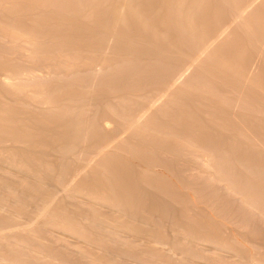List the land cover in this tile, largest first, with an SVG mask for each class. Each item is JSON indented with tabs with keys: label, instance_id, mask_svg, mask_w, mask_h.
Returning <instances> with one entry per match:
<instances>
[{
	"label": "bare ground",
	"instance_id": "6f19581e",
	"mask_svg": "<svg viewBox=\"0 0 264 264\" xmlns=\"http://www.w3.org/2000/svg\"><path fill=\"white\" fill-rule=\"evenodd\" d=\"M26 1H29V0H26ZM66 1V0H65ZM167 1V0H166ZM182 1V0H181ZM180 1V2H181ZM193 1V0H192ZM194 1H196V0H194ZM206 1V0H205ZM231 1V0H230ZM18 2V1H17ZM29 2H31V1H29ZM50 2V1H49ZM134 2H136V1H134V0H113L109 5H108V7H109V9L107 10L108 12H107V14H108V17H110L113 21H111V22H113L112 24H114V25H116V24H118L119 23V25L121 24L122 25V27H124V28H128L127 27V25H129V27L131 26V24H135V26L134 27H136V25L138 26L137 28H144V29H146V27H149L148 25H147V19H146V21H143V19L144 18H141L140 20H135V21H132V20H129L128 21V16L127 15H129V17H130V14H131V11H133V12H135V13H138L139 14V10L137 11V10H135L136 8H137V5H138V3L137 4H135ZM157 2V1H156ZM168 2V1H167ZM166 2V3H167ZM223 3H224V1H222ZM258 2V1H257ZM19 3V2H18ZM25 3V2H24ZM70 3V2H69ZM74 3V2H73ZM78 3V2H77ZM77 3H76V5H77ZM96 3H98V2H96ZM101 3H103L104 4V2H102L101 1ZM153 3H155V2H153ZM212 3V2H211ZM233 3V2H232ZM245 3V2H244ZM14 5H15V3H13ZM13 4H11L12 6H13ZM21 4V3H20ZM30 4V3H29ZM44 5H45V3H43ZM42 4V5H43ZM56 4V3H55ZM161 4V3H160ZM159 4V5H160ZM195 4V3H194ZM198 4V3H197ZM222 4V3H221ZM43 5V7H42V9L45 7L46 8V6H44ZM47 5V4H46ZM95 5H97V4H95ZM94 5V6H95ZM98 5H99V3H98ZM154 5V4H153ZM158 5V6H159ZM175 5V4H174ZM181 5V4H180ZM249 5V4H248ZM259 5V4H258ZM3 7H0V10L1 9H3V11L6 9V11L8 12V10H9V6L7 5V7L6 6H4V4L2 5ZM16 6H17V4H16ZM15 6V7H16ZM24 6V5H23ZM22 6V7H23ZM27 6V5H26ZM47 6H49L50 7V5H47ZM52 6V5H51ZM66 6V5H65ZM93 6V5H92ZM243 6V5H242ZM6 7V8H5ZM107 7V8H108ZM139 7V6H138ZM155 6H153V8H154ZM156 7H157V5H156ZM179 7V9H180V7L181 6H178ZM236 7V6H235ZM250 7V6H249ZM32 8V7H31ZM45 8H44V10H45ZM99 8V7H98ZM141 9H142V7H140ZM194 8V7H193ZM40 9H41V6H40ZM41 9V10H42ZM47 9V8H46ZM51 10L53 9V7L52 8H50ZM49 9V10H50ZM56 9V8H55ZM59 9V8H58ZM73 9V8H72ZM178 9V10H179ZM192 9V8H191ZM198 9V8H197ZM232 9V8H231ZM264 9V8H263ZM12 10L13 9H11V13H12ZM26 10V9H25ZM54 10V9H53ZM149 10V9H148ZM182 11H183V9H181ZM185 10V9H184ZM190 10V9H189ZM214 10V9H213ZM22 11V10H21ZM60 11V10H59ZM99 11V10H98ZM141 11H143V9L141 10ZM140 11V12H141ZM175 11V10H174ZM176 11H177V9H176ZM186 11V10H185ZM193 10H191V12L190 11H188L186 14H185V16H184V20H185V23L187 22V23H191L193 20H194V18L196 17L194 14H195V12L193 13L192 12ZM199 11V10H198ZM231 11V10H230ZM24 12V11H23ZM41 12V14H43V15H41L39 18H44V19H42V21H40V24L42 25V26H44L45 28L43 29V30H39V31H36L37 29H34L33 28V26H36V22L38 21L37 20V18H36V20L37 21H33L32 19H31V21L29 20V19H26V20H23V19H21V18H6V16L5 17H3V18H1L2 16H1V14H0V18L1 19H3V21L1 20V24H0V26L1 25H3V27H9L8 29H9V31H10V27H12V29L13 28H17L18 30H20L21 29V33H23V34H25V36H27V34L28 35H30L31 36V39H33V40H31V39H29L30 41H31V44L33 45V47L34 48H32V50L30 51V53L32 52V54L33 55H36L39 59H43L44 60V62L43 61H41V62H43V64L45 65L46 64V66L48 65L49 67H47L48 69L50 68V66H51V64L50 63H54V62H52L53 60L51 59V57H53L54 55H56L55 56V58L57 57V56H59V55H61V54H64L65 55V53L67 54H69V52H72L73 54H74V52L75 51H77V50H79L80 49V51H81V49H82V47H85L84 49L85 50H87L86 52H89L90 54H99L100 52H103L104 53V51H102V49H99L100 48V46H98V45H95V46H93V47H90V46H86L87 44H83V42H81V44H80V42H79V44H75L74 42L75 41H73V43L71 42L72 40H74V38H75V34H77V32H75L76 30L75 29H73L74 27H78L79 28V26H80V28H82V27H84V26H81V25H85V23H87V24H89V25H92L91 27H94L93 25H97V27L99 26V27H101V31H99L100 29H97L98 30V32H99V34L101 33L102 35H104V33H106L107 32V35H108V33H110V36L112 37H115L114 39L116 40V39H118V42H117V45H118V47H115V49H114V51L112 52V55L114 56V58L116 59V58H119V59H121V61H119V63H121V62H130L131 61V59L130 58H137L138 59V61L142 64V65H144V69L143 68H141V69H139L140 67H138V68H135V69H133V70H131V75H129V74H123V73H125V71H124V69L122 70V73H120V78H119V76L117 77H114V79H118V80H116L117 82H119L123 87V89L122 88H120V91H123V92H121V93H119L118 95H116V97L115 96H113V99H111V97H109V98H101V99H103L101 102H94V104H91L92 102H93V97H91V96H89L90 94L88 93V96L87 95H85V92H87L86 91V89H84L85 90V92H83V94L82 93H79V91L78 92H70L69 94H66V96H62V97H60L59 95H58V93H59V90H61L62 89V87L63 86H65V85H67V84H69L70 82H72V81H74L75 79H77V77H76V73L75 72H72V70H73V68H72V70L70 71V70H68L67 68L65 69L64 68V71L63 72H59L60 74H57L58 72L56 71V74L54 75V76H52L51 75V78H49L50 77V75H49V72L47 73L49 76H46L48 79H49V81L47 80V83L45 84L44 82L42 83V85L41 84H39V87L40 86H42L43 87V85H44V87H43V89H44V91H42V94H43V97H45V96H47V97H45V98H41V99H39L40 97H38V96H36L38 99H39V101L40 100H42V99H44V100H46V98H47V103L49 102V106H47V104H46V102L44 103V104H46L45 106H47L46 108L47 109H44V110H42V112H41V110L39 109V107H38V109H34V107L35 106H37L38 104H40V102H38V100H36L37 102H38V104L37 105H34V107H32V105H31V107H30V104H31V102L33 101L34 102V100L36 99V97L34 96V94L33 95H31L30 94V92H27V91H29V90H27V88L29 87V86H27L26 84L28 83V85H32V87L33 86H36V84H35V82L33 83V81L31 82V83H33V84H30V82H27L26 80V82L27 83H23L24 85H22L21 83L20 84H18L19 82H17V84H13V83H16L15 81L14 82H10L9 80L8 81H6L4 78V80H0L1 82H0V167L1 166H5V167H7V168H9L10 170H11V172H9V171H7L6 169H4V170H1V168H3V167H1L0 168V208H7V210H6V212L8 211V209H9V211L11 212V213H15V212H17V214H19V213H21V214H19V216L20 215H22L23 214V212H25L26 214H28L29 215V218H31L32 217V219L31 220H33L36 216H38L39 214V212H37V210H39V209H37V208H39L38 206H41V213H40V215L37 217V219L35 218L33 221H34V223H35V220L36 221H38V223H39V220H40V222H44V224L43 225H45V224H47V226L48 225H53V228H55L56 229V227H57V231L59 230V229H64L67 233H69V231L70 232H76V233H78L77 235L78 236H80V238L79 239H81L83 242H84V244L86 243V244H92V247H93V243L94 244H98V246L100 247V245H102L101 246V248H99V249H103L106 245L105 244H109L110 246H106V247H109V248H112V245H113V243L111 242L112 241V239L114 238L115 240L117 239L118 241H125L124 243H126V245H124V247L122 248V247H120V246H122V244L121 243H123V242H121L120 244L121 245H118L117 247L120 249H118L117 250V248H116V250H115V252L116 253H119L122 249V251H124L127 255L129 254V258H132L133 256L135 257V252H134V249L132 248V247H136L137 245L139 246V242H140V240H139V242H137L138 244H136V242H135V244L134 243H131L130 241H126V239L129 237V236H131V240H132V238H135V239H137V237L138 236H140L139 235V233H142L140 230L142 229V227H141V225H138L137 227L139 228V226H140V230L136 227V225H137V223H136V225H133V221H132V224L130 223V221L128 220V221H126L127 220V218H126V216L124 217V216H122L123 217V219L124 220H122V218H118V216H116L117 218H118V221L116 222V223H114V222H109L108 220H106L105 219V215L106 214H104V213H106L107 212V210H106V212H105V210H104V213H101L99 210V212L96 210L97 209V207L95 208V210H93V206H96L97 204L98 205H105V204H102V203H100V201H103L104 199H107V198H112L111 200H113V202H116L117 201V203H116V205L115 204H113L112 203V201L110 202V203H112V205H115V208H116V206H118L117 204H119L118 203V201H120V199L123 197L124 198V200L126 201V202H128V204H130V205H128V208L126 209V210H124L125 209V207H124V209H123V211H125V212H123V215H124V213H126L128 216L129 215H131L132 217H134V218H136V220L137 219H142V220H144V222H148L149 223V221H151V220H149V218L151 219V216H152V214H150L149 212H150V210L152 209V208H155V207H157V206H161V207H163V208H165V211L167 212V208L168 207H170V206H168V203L170 202H173V201H179L182 197V195H183V193L179 190V192L180 193H182V194H179V193H176V191H174L175 189H174V186L172 187H170V185H172L173 184V182H172V184H171V182H170V184H168V182L165 180L166 178H164L163 180H165L166 181V183L167 184H164V186L166 187V190H167V185H168V190L167 191H165V188H164V191L161 193V195L160 194H158L159 193V189H161V187L158 189V193H156V194H154V193H150L149 191L151 190L148 186L150 185V187H151V183L153 182V180H148L145 184V186H141V184H142V181L140 182V179L139 178H142V176H143V174L145 173V170H144V168L143 167H141V166H139L137 163L136 164H128V163H126L125 161H124V163L122 164L121 162L123 161L122 159L123 158H121V159H117V158H119V156H117L115 159L113 158V157H115V156H113V155H115V154H117L116 153V150H119L120 152L122 151V152H126L128 155H130V157H131V155L133 154L134 155V157H136V161H137V158H138V162L139 163H143L144 165H148V162L147 163H145V161H152V163H153V160L151 159V158H155L156 157V155H160L161 157H162V155L164 156V155H170L171 156V158H172V156H176V157H189L190 158V162H187V163H191V164H194V162L192 163V161L194 160L195 162H196V160L198 159V158H195V154L196 155H198V154H201V157H205V158H207V159H205V161L207 160V163L209 164V167H211V175H213V173H214V175H215V178H213V176H211V177H209V179H207V181H206V179H204V180H202L203 178H207L208 176H210V175H208L207 177H201V175L200 174H198L199 176H200V179L199 180H202V181H204V184H206V186H207V188H215L214 190H212V191H215V190H217L218 189V186H222L221 185V182L220 181H224V183H225V185H224V183H223V186H227V187H229L231 190H234V191H236V193H240V195L242 196V199H243V201H244V204H246V203H248V206H243V207H249V204H250V206H251V204H253L252 206V208H255L254 207V205L256 204V207L257 208H259L260 210H262L261 212H263L264 211V152H262V147L260 148L259 147V144L261 145L262 144V142L261 143H257V145L256 144H254V143H251L250 142V139L252 138H250V136H249V134L245 131V126L246 127H248V128H251L252 126H254V128H255V132L253 133V134H251V135H254V138H255V136L256 135H258L260 138H261V140L263 139L264 140V138H262V137H264V82H260V84H259V77H257V76H255V77H251V79H249L250 78V75H249V77L248 78H246V79H242V77H241V79L238 77V80H235V76H233L232 78H229L228 76H217V75H219L221 72H220V70H217V68L215 67V66H210V67H207V68H205V69H202V70H199L198 71V74L199 73H201V74H207V75H209V74H211L210 76H197V73H196V70H195V73H193L194 75L196 74V76H189V78L188 79H185V80H183L182 82H180V84L178 83V85H179V87H177L176 86V82H174V80L175 79H173L172 78V80L171 81H173V82H171V83H173V86H172V84H170L171 85V89H172V87H175V89L173 88V90H171L169 87V84L168 83H170V81L168 80V82H163V81H165L166 79L164 78V80L162 81V79H163V77H167V75H170L169 73L168 74H166V72L164 73V74H166V75H164V76H162V75H160L159 74V72L157 71V65H162V63H167L168 62V64H170L169 63V61L168 60H170L171 61V56L169 55V52H168V50L167 49H165L164 47H163V45L161 46L160 45V47H159V45H157V44H153V47L152 48H147V47H145V48H142L141 50H138V51H136V50H134V49H136L135 47H139V46H141L140 44H138L140 41H141V43H142V38H141V36H137V35H133V34H131V32H127V31H123V32H116L115 31V29L113 28V29H110L109 27V30L108 29H106L105 27H107L108 25H107V23L104 21L105 19H107L106 17H104V18H102V19H104L103 21H95V20H93V19H91V20H93V22H91V21H82V19L80 18V21L79 20H77V21H74V20H72V21H70V22H68V20H67V22L65 21V19H64V14H62V13H60V12H58V13H60V14H62V15H58L56 12H55V14H52V13H54V12H52V11H49V12H46V10L45 11H40L39 10V13ZM63 12V11H62ZM89 12V11H88ZM101 12V11H100ZM146 12H148V11H146ZM158 12V11H157ZM184 12V11H183ZM0 13H2V11L0 12ZM9 13V12H8ZM14 13H16L15 12V9H14ZM48 15H47V14ZM65 13V12H64ZM92 13H93V11H92ZM143 13V12H142ZM150 13V12H149ZM198 13V12H197ZM240 13H242V10H241V12ZM244 13V12H243ZM137 14V15H138ZM159 14V13H158ZM183 14V13H182ZM3 15V14H2ZM39 14H37V16H38ZM101 15H103L102 14V12H101ZM100 15V16H101ZM133 15V14H132ZM132 15H131V17H132ZM135 15V14H134ZM134 15H133V18H131V19H133L134 20ZM142 15H144V13L142 14ZM239 15V14H238ZM36 16V15H35ZM65 16H67L66 14H65ZM136 16V15H135ZM141 16V15H140ZM140 16H137V17H139L140 18ZM245 16V15H244ZM68 17V16H67ZM72 17V16H71ZM90 17V16H89ZM137 17H135V19L137 18ZM141 17H144V16H141ZM181 17V16H180ZM28 18V17H27ZM156 18V17H155ZM245 18V17H244ZM244 18H242V19H244ZM260 18V17H259ZM40 19V20H41ZM71 19V18H70ZM84 19H86V17L84 18ZM183 19H180L181 21H183L184 22V20ZM240 19V18H239ZM29 20V21H28ZM245 20H247V18L245 19ZM245 20H243V23L242 24H244L245 25V23H244V21ZM44 22H46V23H44ZM108 22H109V20H108ZM166 22V21H165ZM194 22V21H193ZM229 22V21H228ZM240 22V21H239ZM238 22V23H239ZM245 22H247V24H248V21H245ZM38 23V22H37ZM110 23V22H109ZM180 23V22H179ZM241 23V22H240ZM252 23V22H251ZM40 24H37V25H39V27H40ZM111 24V25H112ZM192 24V23H191ZM241 24V26L243 27V29H246L248 26H249V24H248V26H247V24H246V28L243 26ZM260 24V23H259ZM263 24V23H262ZM107 25V26H106ZM162 25V24H161ZM207 25V24H206ZM217 25H218V22H217ZM223 25H225V24H223ZM263 25H261V27H262ZM39 27H38V29H39ZM54 27V28H53ZM64 27V29H61V28H63ZM70 27H73V28H70ZM113 27V26H112ZM256 28L258 27L259 28V26H255ZM1 28V27H0ZM86 28V27H85ZM194 28H195V26H194ZM199 28V27H198ZM206 28H208V27H206ZM8 29H4V30H7V32H8ZM25 30V31H22V30ZM34 29V30H33ZM93 29V28H92ZM3 30V31H4ZM14 30V29H13ZM17 30V31H18ZM79 31L81 30V29H78ZM88 30V29H87ZM94 30V29H93ZM82 31V30H81ZM89 31V30H88ZM94 31H96V30H94ZM109 31V32H108ZM242 32V31H241ZM244 32H246V31H244ZM1 33H2V31H1ZM5 33V32H4ZM3 33V34H4ZM8 33H12V32H8ZM60 33V34H59ZM84 33V32H83ZM95 33V32H94ZM10 34H9V36H10ZM23 34H22V36L21 37H23ZM227 34H228V32H227ZM15 36H16V34H14ZM12 36V34H11V36L12 37H15V36ZM74 35V38L70 41V38H71V36H73ZM80 35V34H79ZM98 35V34H97ZM251 35V34H250ZM250 35H248V39H249V37H250V39H252L251 38V36ZM255 35H256V33H255ZM5 36H6V34H5ZM83 36V35H82ZM81 36V37H82ZM87 36V35H86ZM100 36V35H99ZM245 36V35H244ZM20 36H18V38H19ZM20 37V38H21ZM76 37H78V39L80 40V38L81 37H79V36H76ZM102 37V36H101ZM256 37V36H255ZM27 38H28V36H27ZM89 38V37H88ZM104 38H105V35H104ZM229 38V37H228ZM247 38V37H246ZM254 38V37H253ZM69 40L70 42H67L66 40ZM78 39H77V41H78ZM217 39V38H216ZM221 39V38H220ZM249 39V40H250ZM86 40V39H85ZM91 40V39H90ZM229 40V39H228ZM254 40V39H253ZM1 41V40H0ZM82 41V40H81ZM218 41V40H217ZM246 41V40H245ZM251 41V40H250ZM250 41H247V42H250ZM6 42V41H5ZM145 42H148V39H146L145 40ZM154 42H155V39H154ZM157 42V41H156ZM8 43V42H7ZM86 43H87V41H86ZM89 43V42H88ZM104 43V42H103ZM159 43V42H158ZM215 43V42H214ZM251 43V42H250ZM253 43H254V41H253ZM4 44V43H3ZM21 44H23V43H21ZM28 44V43H27ZM30 44V45H31ZM94 44V43H93ZM142 44H144V43H142ZM205 44V43H204ZM14 45V48H16L15 47V44H13ZM101 45V44H100ZM9 46V45H8ZM143 46V45H142ZM213 46H215V45H213ZM1 47V46H0ZM24 47V46H23ZM27 47H28V45H27ZM90 47V48H89ZM203 47H204V45H203ZM102 48V47H101ZM251 48V47H250ZM5 49V48H4ZM8 49V48H7ZM31 49V48H30ZM204 49V48H203ZM209 49V48H208ZM219 49V48H218ZM246 49V48H245ZM1 50V49H0ZM3 50V49H2ZM12 50V49H11ZM107 50V49H106ZM196 50V49H195ZM205 50V49H204ZM257 50V49H256ZM83 51V50H82ZM112 51V50H111ZM254 51V50H253ZM1 52V51H0ZM78 52V51H77ZM256 52V51H255ZM3 53V52H2ZM6 53V52H5ZM3 54L4 56H3V58L5 57V55L6 54ZM10 53H12V52H10ZM14 53H16V54H18L17 52H15L14 51ZM209 53V52H208ZM234 53V52H233ZM250 53V52H249ZM68 54H67V56H68ZM79 54V53H78ZM97 54H96V56H97ZM102 54V53H101ZM101 54H99L98 55V57H96V58H99V56L101 55ZM200 54V53H199ZM237 54H238V52H237ZM8 55H9V53H8ZM19 55H21V54H19ZM27 55H28V52H27ZM32 55V56H33ZM70 55H71V53H70ZM212 55V54H211ZM13 56V55H12ZM14 56H16V55H14ZM28 56H30V55H28ZM28 56H26V57H28ZM188 56V55H187ZM227 56V55H226ZM250 56V55H249ZM16 57H18V55L16 56ZM62 57V56H61ZM101 57H104V56H100V58L99 59H101L100 60V62H104V60H103V58H101ZM143 57V58H142ZM241 57V56H240ZM252 57V56H251ZM21 58V57H20ZM31 58V57H30ZM105 58V57H104ZM187 58V57H186ZM217 58H219V57H217ZM224 58V57H223ZM228 58H230V57H228ZM248 58V57H247ZM8 59H9V57H8ZM8 59H7V61H1L0 60V66L3 64V62H4V65L5 66H8L7 64H5V63H9L8 62ZM13 59H14V57H13ZM54 59V58H53ZM190 59V58H189ZM220 59V58H219ZM227 59V58H226ZM243 59V58H242ZM242 59H241V61H242ZM19 60V59H18ZM29 60V59H28ZM27 60V61H28ZM221 60V59H220ZM219 60V61H220ZM261 60V59H260ZM12 61V60H11ZM14 61V60H13ZM23 61V60H22ZM22 61H20L21 63H22ZM36 61H37V59H36ZM61 61V60H60ZM106 61H108V60H106ZM137 61V60H136ZM192 61H194V60H192ZM221 61H223V60H221ZM248 61H250V60H248ZM15 62V61H14ZM31 62H34V61H31ZM30 62V63H31ZM56 62V61H55ZM172 62V61H171ZM186 62V61H185ZM218 62V61H217ZM216 62V63H217ZM20 63V64H21ZM24 63V62H23ZM29 63V64H30ZM106 63H110V61L109 62H106ZM105 62H104V64H106ZM173 63V62H172ZM188 63V62H187ZM235 63V62H234ZM246 63V62H245ZM253 63H254V61H253ZM257 63H258V61H257ZM10 65H11V68L13 69L14 67H12L13 65L11 64V63H9ZM16 65H18V62L17 63H15ZM19 64V65H20ZM31 64H33V63H31ZM30 64V65H31ZM56 64V63H55ZM58 64V63H57ZM60 64V63H59ZM103 64V65H104ZM112 64H113V66L114 65H117L118 64V62L117 61H114V62H112ZM167 64V65H168ZM259 64V63H258ZM9 65V66H10ZM24 65V64H23ZM36 65V64H35ZM72 65V64H71ZM106 65H108L109 66V64H106ZM175 65V64H174ZM203 65V64H202ZM245 65V64H244ZM3 66V65H2ZM2 66H1V71H2ZM28 66V65H27ZM54 66V65H53ZM172 66H173V64H172ZM248 66V65H247ZM259 66V65H258ZM261 66V65H260ZM263 66V65H262ZM16 67V66H15ZM21 67V66H20ZM56 67V66H55ZM54 67V68H55ZM77 67V66H76ZM180 67V66H179ZM243 67V66H242ZM245 67V66H244ZM253 67V66H252ZM254 67H256V66H254ZM7 68V67H6ZM29 67H27V69H28ZM34 68V67H33ZM46 68V67H45ZM75 68V67H74ZM171 68V67H170ZM173 68V67H172ZM181 68H183V67H180V69ZM189 68H191V67H189ZM258 68V67H257ZM12 69H11V71H12ZM19 69H21V68H19ZM18 69V70H19ZM105 69H107V68H105ZM139 69V70H138ZM145 69H148V70H145ZM194 69V68H193ZM217 71H216V70ZM220 69V68H219ZM223 69V68H222ZM229 69V68H228ZM244 69V68H243ZM246 69V68H245ZM9 70V69H8ZM15 70V69H14ZM24 70V69H23ZM50 70V69H49ZM76 71H77V68L75 69ZM75 70H73V71H75ZM101 70V69H100ZM5 71V70H4ZM6 71H7V69H6ZM10 71V72H11ZM52 71V70H51ZM50 71V72H51ZM79 71V70H78ZM78 71H77V73H78ZM103 71H104V69H103ZM107 71V70H106ZM106 71L104 72V73H106ZM176 71V70H175ZM222 71H224V70H222ZM230 71H231V69H230ZM24 72V71H23ZM23 72H22V74H23ZM29 72H31V69H30V71ZM32 72H34L33 70H32ZM54 72V71H53ZM53 72H51L50 74H52ZM89 72V71H88ZM127 72H130V70H127ZM173 72V71H172ZM232 72V71H231ZM236 72V71H235ZM249 72V71H248ZM263 72V71H262ZM16 73V72H15ZM185 73V72H184ZM2 74V73H1ZM3 74H4V72H3ZM6 74V73H5ZM39 74V73H38ZM37 74V75H38ZM139 74H141V76H137V75H139ZM159 74V75H158ZM212 74H214V76L212 75ZM215 74H217L216 76H215ZM223 74V73H222ZM226 74H229V73H226ZM237 74V73H236ZM12 75V74H11ZM16 75V74H15ZM17 75H19V74H17ZM29 75V74H28ZM104 76H101L98 80L100 81V82H108V81H112V83L113 82H116L114 79H112V78H109V77H106L105 76V74H103ZM117 75V74H116ZM155 75H157V76H155ZM245 75H247V73L245 74ZM7 76H8V74H7ZM21 76V75H20ZM40 76V75H39ZM124 76V77H123ZM127 76H131V77H133V78H129V77H127ZM173 76V75H172ZM240 76H241V74H240ZM254 76V75H253ZM16 77V76H15ZM22 77V76H21ZM25 77V76H24ZM23 77V78H24ZM30 77V76H29ZM34 77V76H33ZM36 77V76H35ZM38 77V76H37ZM46 77H44V78H46ZM53 77V78H52ZM176 77H177V75H176ZM263 77V76H262ZM261 77V78H262ZM10 78H13V77H10ZM70 78H74V79H70ZM168 78H170L169 76H168ZM179 79H180V77H178ZM182 78V77H181ZM186 78V77H185ZM203 78H204V80H203ZM233 78H234V80H233ZM29 79V78H28ZM37 79V78H36ZM51 79V80H50ZM70 79V80H69ZM178 79V80H179ZM217 80L216 81V84H214L215 82V80ZM240 79V80H239ZM258 79V80H257ZM22 80V79H21ZM29 80H31V77H30V79ZM66 80H69V82L68 81H66ZM177 80V79H176ZM177 80V81H178ZM206 80H212L211 82L212 83H210L209 81L207 82ZM214 80V81H213ZM261 80V79H260ZM17 81V80H16ZM24 81V82H25ZM66 81V84L64 83V82ZM167 81V80H166ZM262 81H264V80H262ZM37 82H38V80H37ZM68 82V83H67ZM161 82V83H160ZM159 83V85H163V83L164 84H167L165 87L166 88H168L167 90H166V88H164L163 87V89H165L164 91H167V92H164L163 93V90H162V88H157V86L159 87V85H157ZM174 83H176V84H174ZM182 83V84H181ZM156 85V86H155ZM175 85V86H174ZM180 85H182V86H180ZM169 86V87H168ZM32 87H30V88H28V89H30V91L31 90H33V89H35L36 87H34V88H32ZM89 87V86H88ZM90 87H92L91 85H90ZM32 88V89H31ZM84 88H87V87H84ZM40 88H38V90H39ZM87 89H89V88H87ZM157 89H161V91L160 90H158L159 91V93H162V94H165V95H163V96H165V100H162L163 101V103H160V102H162L161 101V99H163L162 98V96H161V98H160V96H159V98H158V96H157V98L160 100V102L154 97V99L155 100H157V101H155V102H157L156 104H161L159 107H158V105H156V104H154V105H156L157 107L155 108L154 107V109H153V103H151L150 105H152V108H151V106L149 107V108H145V110H144V108H142V107H144V104H145V107L147 106L148 107V105H146V102H144V101H147L148 100V98H149V96H150V98H151V95L152 96H156V94L155 95H153L152 93H157V92H155ZM25 90H27V91H25ZM90 90V89H89ZM192 90H194V91H197L196 93L195 92H192ZM37 91V90H36ZM35 90H34V93L36 92ZM57 91V92H56ZM32 92V91H31ZM40 92V91H39ZM44 92V93H43ZM81 92V91H80ZM93 93V92H92ZM9 94V95H8ZM55 94H57L56 96L58 97H56V96H54ZM10 96V100H9V97L8 96ZM45 95V96H44ZM93 95V94H92ZM113 95H115V94H113ZM158 95V94H157ZM235 95V96H234ZM77 96V97H76ZM236 97V101L238 102V106H239V110H237V111H231V109L229 110L228 109V107H230V106H227L228 105V103H225L224 105H222L221 104V102H218V99L220 98V100L222 101V99L223 98H225V97ZM5 97L8 99H5ZM13 97V98H12ZM32 97V98H31ZM34 97V98H33ZM65 97V98H64ZM74 97V98H73ZM102 97V96H101ZM227 97V98H228ZM231 97V98H232ZM61 98V99H60ZM76 98V99H75ZM95 98V97H94ZM149 98V99H150ZM228 98V99H229ZM230 98V99H231ZM87 99V100H86ZM233 99V104H234V102H236V101H234V98H232ZM232 99H231V101H232ZM43 100V101H44ZM92 100V102L90 103V101ZM150 100H152L153 101V97H152V99H150ZM149 100V101H150ZM219 100V101H220ZM88 101V102H87ZM149 101H147V104H148V102ZM151 101V102H152ZM230 101V100H229ZM229 102V103H231L232 104V102ZM32 102V103H33ZM37 102H34V103H37ZM218 102V103H217ZM225 102V101H224ZM42 103V102H41ZM98 103V104H97ZM144 103V104H143ZM219 103H220V105H219ZM44 104L42 105V106H44ZM140 104H142V106L140 105ZM227 104V105H226ZM41 105V104H40ZM139 105L141 106L140 108H139ZM222 105V106H221ZM44 106V107H45ZM227 108H226V107ZM233 107H234V105H232ZM41 107V106H40ZM137 107H138V109H137ZM225 107V108H224ZM42 108V107H41ZM139 109H140V111H142L141 109H143V112L145 111L146 112V114H144V115H146V116H141V115H143V113L141 112V113H138L139 112ZM148 109H150L149 111H148ZM46 110V111H45ZM138 110V111H137ZM235 110V109H234ZM137 111V113L140 115V116H137V114L135 113ZM105 112H107L108 114H107V116H110L111 118H115L114 119V121H117L116 123H119L118 125L120 126L121 125V127L123 126H125L126 125V127H127V131L128 132H131V135H133L132 137L133 138H135V139H137V143H135V142H133V143H125V141L124 142H122V144H121V142H113V143H115V145H112L113 147L112 148H110L111 147V145L110 146H108V145H106V143H108L109 144V142H107L108 141V139H110L111 137H110V135L109 136H107V135H103L102 134V132H103V130L101 129L102 127V124H100L99 122H98V120L96 119V118H98V117H96V115L98 116L99 115V113L101 114V113H105ZM144 112V113H145ZM148 112V113H147ZM6 114V115H5ZM5 115V116H4ZM103 115V114H102ZM105 115V114H104ZM103 115V116H104ZM106 116V115H105ZM106 116V117H107ZM113 116V117H112ZM100 118V117H99ZM98 118V119H99ZM103 118V117H102ZM104 119V118H103ZM102 119V121H100V122H102L103 123V121L105 120H103ZM67 120V121H66ZM106 121H107V119H106ZM66 122L67 123H70V125L68 124H66ZM105 122V121H104ZM108 123V122H107ZM110 123V122H109ZM121 123V124H120ZM44 124V125H43ZM49 124V127L47 126ZM46 125V126H45ZM116 126H117V124H115ZM103 126H105V125H103ZM119 126H117L118 128H119ZM122 127V128H123ZM103 128H105V127H103ZM122 128H119V129H122ZM109 129V128H108ZM124 129V128H123ZM105 131H106V128L104 129ZM254 130V129H253ZM108 131V130H107ZM107 131H106V133H107ZM252 131V130H251ZM125 132V131H124ZM112 133V132H111ZM251 133V132H250ZM114 135H116V134H114ZM135 136V137H134ZM258 136H256V137H258ZM115 137V136H114ZM127 137V136H126ZM108 138V139H107ZM117 138V137H116ZM119 138V137H118ZM254 138H253V140H254ZM107 139V140H106ZM120 139H121V137H120ZM120 139H118L119 141H121ZM131 139V138H130ZM134 139V140H135ZM97 140H99V141H97ZM105 141L106 140V142L104 143L105 145H104V147H103V143L102 144H100L102 141ZM111 140H112V138H111ZM115 140H117V139H115ZM262 140V141H263ZM10 142L11 143V145H9L8 144V142ZM113 141H114V139H113ZM122 141H123V139H122ZM5 142V143H4ZM6 142H7V144H6ZM98 142H100L99 143V145H98ZM112 142V141H111ZM110 142V144H112ZM24 143V144H23ZM25 143H27L28 145H26L25 146ZM86 143V144H85ZM263 143H264V141H263ZM3 144H5V145H3ZM43 144H45V145H47V146H43V149H45V147H46V149L45 150H41L42 148V145ZM83 144V145H82ZM22 145H24V146H22ZM48 145H50V148H51V150L50 151H48L47 149H50L49 148V146ZM85 145H87V146H85ZM102 145V146H101ZM263 145V144H262ZM82 146H85V147H87V149L85 148V150L87 151L88 149L89 150H92V151H88L87 152V155L89 154V153H96V155L94 154V156H92L93 154H90V155H88V156H90L91 157V159L93 158L94 159V157L95 156H97L98 155V157H99V159H100V161H102L103 159L104 160H108V165H109V163H112L113 165H114V167L113 168H111L110 170H109V168H107V170L109 171V172H107V174L109 173V175H106L107 177H106V179H105V176H103V174H106V171L107 170H105V172H104V168H106L105 166H104V168L102 167V165L101 164H103V163H99L98 161L99 160H94V161H96V162H94V164L95 163H97V164H99V166L97 165H95L96 166V168H89V169H91V171L89 172V173H87L88 172V168H87V172L84 170V168H83V166L85 165H83V166H81V168H82V172H84V174H82V176L80 177V175H78V177H76V182L75 183H68L69 181H66V183H64L65 184V187L66 186H69L68 187V190H72L73 192H76V193H79V194H75V193H73L72 191H70V192H72L73 193V195H76L77 197H79V195H80V193H82L83 194V196L81 195V197H84L85 199H86V201H84V205H85V207L87 208L88 206H89V204L92 202V203H96V205H93L92 203H91V205H90V207L91 208H89L88 207V209L87 210H85L84 209V211L83 210H81L82 208H80V207H77L76 205H78V203L77 202H79L81 205H82V203H83V201H81L80 199H78V200H80V201H77V197L76 198H74V199H76V200H74L75 202H76V204L74 205V203H73V201L71 200V199H73V197H71L70 195H67L66 197L67 198H65V194L67 193H69V191L66 189H63V188H65L63 185V182L65 181V180H72L73 181V179L74 178H71V176H73V177H75V176H77V174H81V173H79V171H77V169H78V167H79V169H80V166H78V167H76V165H82L83 163V161L86 159H82L83 161L82 162H80V161H77V159L78 158H76V160H73V161H71V160H69V154H72V153H70V152H72L73 150H75V149H78V147H79V149L78 150H81L82 149ZM108 146V148H106ZM89 147V148H88ZM93 147V148H92ZM263 147H264V145H263ZM81 148V149H80ZM90 148H92V149H90ZM96 150H95V149ZM110 148V150H108V151H106V149H109ZM85 150L83 149L82 151H79L80 152V154H81V152H82V154H84V153H86L85 152ZM96 152H95V151ZM46 151V152H45ZM51 152V153H48V152ZM75 151H77V150H75ZM74 151V152H75ZM263 151H264V149H263ZM56 153V154H60L59 155V158H57L56 159V156H54V158L52 157V155H53V153ZM73 152V153H74ZM78 152V153H79ZM54 153V154H55ZM68 154V155H67ZM75 154V153H74ZM81 154V155H82ZM120 153H118V155H119ZM125 154V153H124ZM73 155V154H72ZM77 155V154H76ZM87 155L86 154H84V156H83V158L86 156L87 157ZM133 155H132V157H133ZM203 155V156H202ZM73 156H75V155H73ZM166 156H165V158H166ZM170 156H168V157H170ZM69 157V158H68ZM77 157V156H76ZM98 157H97V159H98ZM131 157V158H132ZM176 157H174V159H175V162H176ZM204 157H203V159H204ZM75 158V157H74ZM79 158H81V156L79 157ZM160 158V157H159ZM159 158H157V160L156 159H154V160H156V162L158 161V159ZM163 158V157H162ZM171 158H166V160L168 159L169 161L171 160ZM88 159H89V157H88ZM88 159H87V161H88ZM96 159V158H95ZM117 159V160H116ZM173 159V158H172ZM185 159V158H184ZM196 159V160H195ZM103 160V161H104ZM133 160V159H132ZM135 160V159H134ZM161 160V159H160ZM181 160V159H180ZM179 160V161H180ZM74 161L75 162H79V164H77V163H74ZM92 161V160H91ZM106 161H104L105 163H106ZM112 161V162H111ZM149 161V162H150ZM163 161V160H162ZM174 161V160H173ZM177 161H178V158H177ZM183 161V160H182ZM197 161H199V159L197 160ZM129 162V161H128ZM155 162V163H156ZM175 162H172V161H170L169 163L167 162V164H164V163H162V164H159V163H161V161H159V163H157V165L159 164V165H162L161 167H163V165H168V164H170V163H172L171 165H174L175 164V167L176 166H179V167H177L178 169H180V165H178V163H175ZM186 162L184 161L183 163L180 161V163H181V165L182 164H186ZM82 163V164H81ZM84 163H86L87 164V162H84ZM89 163V162H88ZM90 163H92V162H90ZM130 163V162H129ZM154 163V164H155ZM200 163V162H199ZM93 164V165H94ZM112 164H110V166H112ZM142 164V165H143ZM153 164V165H154ZM196 164V163H195ZM90 165H92V164H89V166H87V167H90ZM92 165V166H93ZM103 165H105V164H103ZM149 165H151V163H149ZM156 165V164H155ZM154 165V166H155ZM203 165V164H202ZM91 166V167H92ZM109 166V167H110ZM170 166V165H169ZM186 166V165H185ZM192 166V165H191ZM195 166H197V165H195ZM198 166H200L199 164H198ZM198 166L196 167V168H198ZM203 166H205V165H203ZM202 166V168H204ZM14 167V168H13ZM100 167H102V170L100 171ZM108 167V166H107ZM165 167H167V166H165ZM171 167V166H170ZM173 167V166H172ZM193 167V166H192ZM206 168H207V166H205ZM208 167V168H209ZM15 168H17V170L15 169ZM100 168V169H99ZM200 168V167H199ZM198 168V169H199ZM207 168V169H208ZM8 169V170H9ZM78 169V170H79ZM113 169V170H112ZM118 170V172L117 173H119V170H120V173H119V176H120V174H122L120 177H119V179H117V177H115L116 179L114 180V185H117V186H119L118 184H121V181L123 182V184H121L120 185V187H122V185L123 186H129V184H132L133 185V187H135V184H136V187L137 186H139V187H137V189L136 188H134V189H136V190H133L132 189V191H130L131 189H129L128 187V189L126 190L125 189V191H123L122 193H120L121 191H119V193H118V191H116L115 189H113V188H111V183H112V181L110 182V179H112V178H110L113 174L112 173H114V171L115 170ZM146 169V168H145ZM170 169V168H169ZM172 169H174V168H172ZM176 169V168H175ZM186 169V168H185ZM184 169V170H185ZM12 170H16L17 171V173L18 172H20V174L21 175H24V176H26V177H29L28 179L26 178V179H24V178H22V176H21V178H20V174H18L19 176H17L16 175V177H15V171H14V175H13V171ZM38 170H40L41 172H43V174L41 173V176L40 175H37L36 173H38ZM123 170V171H122ZM168 170V169H167ZM188 170V169H187ZM196 170V169H195ZM204 171V169H201V171ZM209 170V171H210ZM37 171V172H36ZM80 171H81V169H80ZM111 171H113V172H111ZM194 171V170H193ZM192 171V172H193ZM197 171V170H196ZM202 171V172H203ZM206 171H208V170H206ZM148 172V171H147ZM150 172V171H149ZM148 172V173H149ZM177 172V171H176ZM175 172V173H176ZM179 172H181V171H179ZM179 172H177V173H179ZM200 172V171H199ZM201 172V173H202ZM16 173V174H17ZM116 173V172H115ZM156 173H158V172H156ZM155 173V174H156ZM197 173V172H196ZM196 173H193V174H196ZM204 173H205V171H204ZM208 173V172H207ZM11 174V175H10ZM145 174H147V173H145ZM150 174V173H149ZM154 173H152V175H155ZM161 174V173H160ZM180 174V173H179ZM193 174H192V176H193ZM12 175H13V177H12ZM115 175H117L118 176V174H115ZM114 175V176H115ZM142 175V176H141ZM148 175V174H147ZM163 175V174H162ZM174 175V174H173ZM177 175V174H176ZM186 175V174H185ZM197 175V174H196ZM205 175H206V173H205ZM110 176V177H109ZM141 176V177H140ZM157 176V175H156ZM165 176H167V175H165ZM179 177H181L182 178V176H183V174L180 176V175H178ZM202 176H203V173H202ZM38 177H41V179L40 178H38ZM103 177V178H102ZM109 177V178H108ZM145 177H147V176H145ZM175 177V176H174ZM183 177H185V176H183ZM40 179V181L39 182H42V183H44V185L46 186L47 185V188H48V186H52L53 188L54 187H57L58 186V188H62V186H63V188L61 189V190H59V191H61V193H62V190L65 192H63L62 194L63 195H61V197L60 196H58V195H60V194H58L57 192H59L58 190H56L57 188H55V190H56V193H55V190H54V193L55 194H53L52 192H53V190H52V192H51V190H49V189H47V188H44L43 186V184H41L42 186H40V184H35L36 182H38V181H36L35 182V180H33V179ZM66 178H68V179H66ZM70 178V179H69ZM114 178V177H113ZM159 178V177H158ZM158 178H157V180H158ZM186 178V177H185ZM30 179H32L33 181V183L31 182V180ZM180 179V178H179ZM178 179V180H179ZM183 179V178H182ZM181 179V180H182ZM189 179V178H188ZM198 179H196V180H198ZM210 179H212V181L215 183V181L217 180L218 181V186L216 185L215 186V184L214 183H211L212 181L210 180ZM75 180V179H74ZM119 181V183H118V181ZM169 180V179H168ZM190 180V179H189ZM188 180V181H189ZM195 180V181H196ZM208 180H210V181H208ZM215 180V181H214ZM72 181H70V182H72ZM115 181H117V184H116V182ZM152 181V182H151ZM164 181V182H165ZM187 181V182H188ZM201 181V182H202ZM151 182V183H150ZM154 182H156V180L154 181ZM180 182V181H179ZM187 182H185V183H187ZM191 182V181H190ZM189 182V183H190ZM193 182V181H192ZM191 182V183H192ZM197 182V181H196ZM219 182H220V184H219ZM124 183H127L128 185H125ZM150 183V184H149ZM182 183V182H181ZM191 183H190V185H191ZM139 184V185H138ZM147 184H148V186H147ZM176 184V183H175ZM196 184V183H195ZM197 184H198V182H197ZM202 184H203V182H202ZM203 184V185H204ZM226 184H228V185H226ZM59 185H60V187H59ZM113 184H112V187L114 186ZM142 185H144V183L142 184ZM157 185H158V181H157ZM163 185V184H162ZM161 185V186H162ZM174 185V184H173ZM183 185V184H182ZM187 185V187H188V185L189 184H186ZM194 185V184H193ZM19 186H21V188L19 187ZM154 186H156V185H154ZM153 186V187H154ZM163 186V187H164ZM205 186V187H206ZM158 187V186H157ZM175 187H176V185H175ZM201 187H204V186H201ZM205 187H204V189H205ZM5 188V189H4ZM24 188H26V189H24ZM67 188V187H66ZM116 188V187H115ZM125 188V187H124ZM124 188H123V190H124ZM148 188L150 189V190H148ZM152 188V187H151ZM155 188V187H154ZM153 188V189H154ZM179 188V187H178ZM192 188V187H191ZM222 188H224V187H222ZM229 188H226V189H228L229 190ZM21 189H22V191H21ZM23 189L24 190H26V192H24L23 191ZM108 189L110 190V191H108ZM117 189V188H116ZM185 189V188H184ZM183 189V190H184ZM197 189V188H196ZM5 190H7V192L5 193ZM111 190H112V192H111ZM118 190H120V189H118ZM220 190H221V188H220ZM219 190V191H220ZM227 190V191H228ZM68 191V192H67ZM114 191V192H113ZM116 191V192H115ZM152 191V190H151ZM155 191H157V190H155ZM223 191H224V189H223ZM2 192H4L3 194H2ZM154 192V191H153ZM165 192V193H164ZM177 192H178V189H177ZM189 192V191H188ZM197 192H198V190H197ZM205 192V191H204ZM207 192V191H206ZM205 192V193H206ZM218 192V191H217ZM217 192H214V193H216L217 194ZM225 192V191H224ZM229 192V194L231 193L230 191H228ZM114 193V194H113ZM116 193V194H115ZM193 193V192H192ZM196 193V192H195ZM205 193L203 194L204 196H205ZM211 192H209L207 195H209ZM232 193H234V192H232ZM56 194H58L57 195V199H56ZM121 195L122 197L121 198H118L117 197V195ZM188 194V193H187ZM218 194H219V192H218ZM221 194V193H220ZM223 194V193H222ZM225 194L226 193H224V195L223 196H225ZM228 194V193H227ZM55 195V196H54ZM118 195V196H119ZM186 195V194H185ZM189 195V194H188ZM194 196L196 195V194H193ZM197 195H199V194H197ZM203 195H201V196H203ZM212 195H213V193H212ZM233 195H235V194H232V196ZM237 195V194H236ZM239 195V194H238ZM238 195L236 196V198L238 197ZM13 196V197H12ZM16 196V197H15ZM69 196H70V199H68L69 198ZM184 196V195H183ZM216 196V195H215ZM215 196H211L212 198H216ZM217 196H219V195H217ZM222 196V195H221ZM228 196V195H227ZM187 197V196H186ZM207 197V196H206ZM210 196H208V198H209ZM220 197V196H219ZM219 197H218V199H219ZM234 197V196H233ZM232 197V198H233ZM122 198V199H123ZM143 199V202H142V204L139 202V204H141V206H139L138 204H136V202H138L139 201V199ZM188 198V197H187ZM205 198V197H204ZM203 198V199H204ZM223 198V197H222ZM226 198V197H225ZM235 198V197H234ZM13 199H15V200H13ZM83 199V198H82ZM109 199V200H110ZM141 199V200H142ZM184 199V198H183ZM190 199V198H189ZM227 199V198H226ZM225 199V200H226ZM238 199V198H237ZM70 200L72 201V203H73V205L70 203ZM84 200V199H83ZM120 201V202H122V204H124L125 203V201ZM138 200V201H137ZM223 200V199H222ZM229 200V199H228ZM240 200V199H239ZM239 200H237V202L239 201ZM37 201H39L40 202V204L42 203V205H39L38 204V202ZM88 201H90V202H88ZM185 201H186V199H185ZM209 201H210V199H209ZM211 201H212V199H211ZM217 201V200H216ZM215 201V202H216ZM242 201V202H243ZM35 202H37V203H35ZM88 203V204H86V203ZM184 202V201H183ZM187 202H188V200H187ZM187 202H185V203H187ZM236 202V200L234 201V205L236 204L235 203ZM241 202V200H240V204L241 205H244L243 203ZM33 203H35V204H38V205H35V206H37V208H35V209H37L36 211H34V210H32L33 208L30 206L29 207V211H30V209H31V211L34 213V215H31L32 213H31V211L30 212H28V208H25L24 207V205L25 204H31L33 207H35L34 205H33ZM132 203H135L137 206H134L133 207V204ZM214 203V202H213ZM230 203H231V201H230ZM229 203V204H230ZM233 203V202H232ZM80 204H79V206H80ZM171 204H174V203H171ZM177 204V203H176ZM182 204H184V203H182ZM182 204H181V206H182ZM204 204V203H203ZM202 204V205H203ZM227 204H228V202H227ZM226 204V205H227ZM238 204H239V202H238ZM237 204V205H238ZM239 204V205H240ZM22 205H23V207H22ZM87 205V206H86ZM111 205V204H110ZM178 205H180V204H178ZM220 205V204H219ZM225 205V204H224ZM231 205V204H230ZM233 205V204H232ZM231 205V206H232ZM72 206V207H71ZM76 206V207H75ZM123 206H126V205H123ZM139 206V207H138ZM173 206V205H172ZM175 206V205H174ZM184 206H185V204H184ZM187 206V205H186ZM189 206V205H188ZM187 206V207H188ZM195 206V205H194ZM206 206V205H205ZM221 206V205H220ZM230 206V207H231ZM260 206V207H259ZM27 207V206H26ZM75 207V208H74ZM113 207V206H112ZM137 207V208H136ZM190 207H192V204H191V206ZM189 207V208H190ZM202 207V206H201ZM212 207V206H211ZM222 207V206H221ZM225 207V206H224ZM227 207V206H226ZM242 207V206H241ZM242 207V208H243ZM172 208V207H171ZM193 209H194V207H192ZM195 208H196V210H197V207L195 206ZM203 208V207H202ZM227 208H229V206L227 207ZM242 208H239V210L240 209H242ZM257 208H255V210H253V212L254 211H256L257 210ZM5 209H4V213H6L5 212ZM25 209V210H24ZM100 210H101V208H99ZM104 209V208H103ZM117 210H118V208H116ZM173 209V208H172ZM184 209H186V207H184ZM212 209V208H211ZM221 209V208H220ZM226 209V208H225ZM224 209V210H225ZM249 209H250V207H249ZM249 209H248V211H249ZM259 209H258V211H259ZM2 210V209H1ZM27 210V211H26ZM121 210H122V208H121ZM171 209H169V211H170ZM173 210H175V209H173ZM195 210V209H194ZM199 210V209H198ZM214 210V209H213ZM218 210H219V208H218ZM223 210V209H222ZM89 211V212H88ZM118 211H120V207H119V210ZM159 211V210H158ZM161 211H163V210H161ZM176 211V210H175ZM174 211V212H175ZM182 211V212H181ZM181 211H179V214H182L183 212H184V214L186 215V211H184V210H181ZM187 211H189L188 209H187ZM207 211V210H206ZM231 211V210H230ZM235 211V210H234ZM238 211V210H237ZM236 211V212H237ZM258 211H257V213H258ZM103 212V211H102ZM110 212V211H109ZM121 212V211H120ZM173 212V213H174ZM177 212V211H176ZM181 212V213H180ZM191 212H192V210H191ZM191 212H189V213H191ZM197 212V211H196ZM196 212H194V213H196ZM199 212V211H198ZM197 212V213H198ZM226 212H228L227 210H226ZM226 212L224 211V213L226 214ZM240 212V211H239ZM252 212V213H253ZM0 213H1V211H0ZM4 213H1L0 214V220L2 219V220H4L5 219V217H4ZM9 213V212H8ZM29 213H31V214H29ZM108 213V212H107ZM114 212H112V215H114L113 214ZM116 213V212H115ZM155 213H156V211H155ZM168 213H170V212H167V214ZM209 213V212H208ZM249 213H251V212H249ZM10 214V213H9ZM8 214V215H9ZM37 214V215H36ZM104 214V215H103ZM122 214V213H121ZM161 214V213H160ZM166 214V213H165ZM188 214V213H187ZM193 214V213H192ZM231 214V216H233L232 214L233 213H230ZM240 214H241V216H242V213L240 212ZM239 213H238V215H240ZM244 214V213H243ZM254 214V213H253ZM264 214V213H263ZM1 215H3V217H1ZM7 215V213H6V219L7 218H9V216ZM11 215V214H10ZM14 215V214H13ZM24 215V216H23ZM22 216H23V220H27V219H29V218H26V219H24L25 218V214H23ZM36 215V216H35ZM109 214H107V216H108ZM111 215V214H110ZM110 216V217H113V216ZM119 215V214H118ZM169 215V214H168ZM167 215V216H168ZM184 215V216H185ZM189 215V214H188ZM197 215H199V213L198 214H196L195 216H193V217H195V218H197L198 219V217H196ZM206 215V214H205ZM210 215V214H209ZM208 215V216H209ZM215 215V214H214ZM246 215H248V214H246ZM259 215V214H258ZM257 215V216H258ZM16 216V215H15ZM22 216H21V218H22ZM34 216V217H33ZM114 216V217H115ZM166 216V215H165ZM182 216V215H181ZM217 216V215H216ZM227 216V215H226ZM230 216V215H229ZM236 216V215H235ZM251 216V215H250ZM249 215H248V217H250ZM252 216H254V215H252ZM260 216V218H261V216L262 217H264L263 215H262V213L259 215ZM258 216V217H259ZM26 217H27V215H26ZM115 217V219H117ZM131 217V218H132ZM157 217V216H156ZM155 217V218H156ZM171 217V216H170ZM186 217V216H185ZM200 217V216H199ZM224 218H225V216H223ZM243 217V216H242ZM247 217V216H246ZM255 217V216H254ZM16 218V217H15ZM14 218V219H15ZM19 218V217H18ZM129 218H130V216H129ZM153 218V217H152ZM153 219V220H155L156 221V219ZM159 218V217H158ZM163 218V217H162ZM184 218V217H183ZM192 218V217H191ZM191 218H189V219H191ZM195 218H193V219H195ZM222 218V217H221ZM223 218V219H224ZM13 219V221H15L16 222V220H14ZM120 219V220H119ZM126 219V220H125ZM133 219V218H132ZM169 219V218H168ZM185 219V218H184ZM201 219V218H200ZM211 219V218H210ZM229 219H231L230 217H229ZM229 219H227V220H229ZM237 219H240L239 217L237 218ZM246 219V218H245ZM252 219H253V217H252ZM0 221V223L1 222H3V221ZM9 222L12 220V219H7ZM23 220H20V222L21 221H23ZM83 220V221H82ZM134 220V219H133ZM141 220V221H142ZM152 220V221H153ZM241 220V219H240ZM255 220V219H254ZM259 220V219H258ZM8 221H4V223L6 222V224H4L5 226L7 225V223H8ZM17 221H19L18 219H17ZM99 221V222H98ZM151 221V222H152ZM174 220H172V222H173ZM195 221V220H194ZM197 221V220H196ZM199 221V220H198ZM198 221H197V223H198ZM210 221V220H209ZM225 221V220H224ZM234 221V220H233ZM247 221V220H246ZM263 221V220H262ZM262 221H260V222H262ZM12 222V221H11ZM26 222V221H25ZM28 222L29 223H31V224H33V222L32 221H30V219L25 223L26 225L28 224ZM140 222V221H139ZM202 222V221H201ZM239 222V221H238ZM255 222V221H254ZM254 222L252 223L253 225H254ZM259 222V221H258ZM17 223V222H16ZM21 223H24V221L23 222H21ZM20 223V224H21ZM97 223H99L100 224V226L102 225V227H101V229L99 228V225H97ZM143 223V222H142ZM148 223H145V224H148ZM165 223V222H164ZM174 223V222H173ZM200 223V222H199ZM212 223V222H211ZM237 223V222H236ZM240 223H242V222H240ZM3 224L1 223L0 225H2L3 226ZM11 224V223H10ZM19 224V223H18ZM19 224V225H20ZM30 224V225H31ZM41 224V223H40ZM154 224H156V222L154 223ZM158 224V223H157ZM172 224V223H171ZM170 223H169V226L168 227H172V226H174V225H171ZM175 224V223H174ZM178 223H176V225H177ZM235 224V223H234ZM238 224V223H237ZM236 224V225H237ZM256 224V223H255ZM30 225H28V226H25L24 225V228L25 227H28V228H30V230H32L33 232L35 231V229L38 227H36V224H34L32 227L30 226ZM52 225L49 227V228H51L52 227ZM103 225L105 226V227H107V228H103ZM150 225H151V223H150ZM171 225V226H170ZM179 225V224H178ZM182 225V224H181ZM183 225H184V223H183ZM194 225H196V224H194ZM225 225V224H224ZM240 225V224H239ZM242 225V224H241ZM257 225H258V223H257ZM257 225H255V226H253L254 227V229L256 228V226ZM2 226H0V227H2ZM16 226V225H15ZM18 226V225H17ZM21 226V228H22V230L24 231V233L26 232V230L28 231L29 229H24L23 228V224L22 225H20ZM19 226V227H20ZM42 226V225H41ZM54 226H56V227H54ZM146 228H147V225H144ZM144 226H143V228H144ZM161 226V225H160ZM159 226V227H160ZM163 226L164 225H162L161 227H162V230L164 229V228H166V226L163 228ZM199 227H201L200 225H198ZM198 226L197 227H195V228H198ZM226 226V225H225ZM224 226V227H225ZM231 226H232V224H231ZM245 226H247V225H245ZM252 226V225H251ZM4 227V226H3ZM8 227V226H7ZM19 227H18V229H19ZM35 227V228H34ZM43 227V226H42ZM109 227V228H108ZM151 227H152V225H151ZM156 227V226H155ZM178 227V226H177ZM187 227V226H186ZM185 227V228H186ZM230 227V226H229ZM244 227V226H243ZM259 227V226H258ZM59 228V229H58ZM103 228V229H102ZM146 228H144V229H146ZM170 228H169V231H171L170 230ZM182 228H183V226H182ZM182 228H181V230H182ZM191 228V232H192V230H194L195 228L192 226V227H190ZM194 228V229H193ZM248 228V227H247ZM1 229V228H0ZM4 229V228H3ZM8 229V228H7ZM10 229V228H9ZM43 229V228H42ZM41 229V230H42ZM52 229V228H51ZM50 229V230H51ZM100 229V230H99ZM109 229H111V230H109ZM144 229H142L143 231H144ZM150 229L151 228H149V229H146L145 230V232L148 230L150 233H145L143 236L145 237V239L143 238V242H144V240H146V234H147V236L149 237L150 236V238H148V239H151L152 237L153 238H155L156 239V237H157V240L158 241H160L159 242V245H160V243L162 242V241H166L167 242V237H168V235L170 234H168L167 232H161L162 234H160V232L159 231H157V230H159L157 227H156V230H155V228H153L155 231H156V233L157 232H159V234L157 233H155L154 232V230L153 229H151V231H150ZM189 230V228H186V230ZM206 229H207V231H206ZM218 229H220V228H218ZM227 229V228H226ZM237 229V228H236ZM242 229V228H241ZM244 229L246 230V228L244 227ZM252 229V228H251ZM254 229H252V230H254ZM259 229V228H258ZM21 230V229H20ZM50 230H49V232H50ZM53 230V229H52ZM106 230H108V231H106ZM167 230V229H166ZM174 230V229H173ZM176 230V229H175ZM174 230V231H175ZM181 230H179V231H181ZM184 230V229H183ZM182 230V231H183ZM196 230V229H195ZM216 230H217V227H216ZM222 230V229H221ZM229 230V229H228ZM239 230V229H238ZM252 230H250V231H252ZM23 231H19L20 233L22 232L23 233ZM39 232L40 230H39V227H38V229L36 230V232ZM43 231V230H42ZM147 231V232H148ZM154 232L153 233V235H152V233L151 232ZM179 231H176V232H178L179 233ZM225 231V230H224ZM230 231V230H229ZM240 231H242V230H240ZM254 231H257V229L256 230H254ZM253 231V232H254ZM12 232V231H11ZM14 232H17L16 230L14 231ZM29 232V231H28ZM32 232V233H33ZM63 232V231H62ZM105 232H108V234H110V236L111 237H113L112 239H111V241H110V239L109 238H111V237H109V238H105V240L106 239H108L109 241H105V242H107V243H105V242H103L104 241V238H103V240L101 239L102 237H105V236H107L108 234L107 233H105ZM188 234H190L188 231H186ZM198 232L199 233H197V232H195V234H193L194 236L196 235V234H198V236L197 237H195V238H198L199 236H204V234L206 233V232H208V227L207 226H205L204 227V225H202V227L200 228V229H198ZM201 232V233H200ZM214 232V231H213ZM217 232V231H216ZM223 232V231H222ZM226 232V231H225ZM239 232V231H238ZM244 232H246V231H244ZM1 233H2V231H1ZM5 233V232H4ZM9 233H10V231H9ZM21 233V234H22ZM35 233V232H34ZM47 233H48V231H47ZM52 233V232H51ZM103 233L104 234H106L105 236L103 235ZM167 233V234H166ZM173 232H171V234H172ZM193 233V232H192ZM212 233V232H211ZM221 232H219V234H220ZM236 233H237V230H236ZM241 233V232H240ZM252 233V232H251ZM6 234V233H5ZM11 234V233H10ZM26 234H28V233H26ZM124 234V235H123ZM164 234H166V236L164 235ZM175 234H177V233H175ZM180 234V233H179ZM183 234H184V232H183ZM200 234V235H199ZM228 234V233H227ZM231 234V233H230ZM235 234V233H234ZM242 234H244V233H242ZM249 234V233H248ZM247 234V235H248ZM253 234V233H252ZM3 235V234H2ZM14 235V234H13ZM29 235V234H28ZM28 235H27V237H28ZM35 235H36V233H35ZM38 235V234H37ZM36 235V236H37ZM41 235H42V232H41ZM46 235V234H45ZM50 235V234H49ZM52 235V234H51ZM56 235V234H55ZM55 235H53L54 237H55ZM69 235H70V233H69ZM72 235H74L73 233H72ZM103 235V236H102ZM138 235V236H137ZM155 235H157V236H155ZM193 235H191V237L193 236ZM214 235H215V232H214ZM221 235H222V233H221ZM225 235H226V233H225ZM236 235V234H235ZM238 235H240V234H238ZM246 235V234H245ZM246 235V236H247ZM250 235V234H249ZM254 235V234H253ZM260 235H261V233H260ZM263 235H264V233H263ZM262 235V236H263ZM1 236V235H0ZM16 236V235H15ZM14 236V237H15ZM25 236V235H24ZM31 236V235H30ZM40 236V234L38 235V237ZM126 237V239L125 240H123V239H120V238H122V237ZM128 236V237H127ZM152 236V237H151ZM171 236V235H170ZM189 236V235H188ZM188 236H185V237H188ZM206 236H207V234H206ZM9 237V236H8ZM42 237V236H41ZM48 237V236H47ZM57 237H58V235H57ZM61 237H63V236H61ZM75 237V236H74ZM108 237V236H107ZM141 237H142V235H141ZM215 237H220V235H218L217 236V233H216V235H215ZM214 236L212 237V238H215ZM233 237V236H232ZM242 237H245V236H242ZM2 238H4L3 236H2ZM9 238H12V236L11 237H9ZM15 238H18V237H15ZM14 238V239H15ZM50 238V237H49ZM59 238V237H58ZM140 238V237H139ZM138 238V239H139ZM172 238V237H171ZM200 239H201V237H199ZM208 238V237H207ZM226 237H221V240L222 241H225L224 239H225ZM228 238V237H227ZM250 238H252V237H250ZM6 239V238H5ZM24 239H26V238H24ZM51 239V238H50ZM57 239V238H56ZM66 239V238H65ZM65 239H63L62 238V240H64V241H66ZM114 239H113V241H114ZM120 239V240H119ZM134 239V240H135ZM141 239V238H140ZM155 239H152L151 241L153 242V240L155 241ZM175 239V238H174ZM173 239V240H174ZM178 239V238H177ZM206 239V237L204 238V240ZM215 239H217V238H215ZM234 239V238H233ZM253 239V238H252ZM258 239H260V238H258ZM262 239V238H261ZM261 239H260V241L259 242H261ZM1 240V239H0ZM20 241L21 240V238H19V239H16L15 241ZM46 240V239H45ZM61 240V239H60ZM62 240L60 241V243L59 244H61V243H63L62 242ZM77 240V239H76ZM169 243L171 242H173L171 239H170V237H169ZM176 240V239H175ZM192 240V239H191ZM209 240L210 239H208L207 241L209 242ZM213 240V239H212ZM218 240V239H217ZM221 240H220V238H219V240L218 241H220L221 242ZM230 240H232V238L230 239ZM236 240V239H235ZM264 240V239H263ZM3 240H1V242H2ZM17 242V243H20V242ZM23 241V240H22ZM25 241V240H24ZM42 241H44V240H42ZM118 241H115L114 243H116V245H117V243L119 244V242ZM157 241V242H158ZM181 241H184V240H181ZM201 241V240H200ZM228 241H229V239H228ZM227 241V242H228ZM237 241V240H236ZM251 241V240H250ZM40 242V241H39ZM66 242H68V240L66 241ZM71 242V241H70ZM78 242V241H77ZM109 242V243H108ZM142 242V243H143ZM145 242H149L150 243V241H145ZM144 242V243H145ZM157 242H155V243H157ZM166 242H163V243H166ZM178 242H180V241H178ZM185 242V241H184ZM187 242H188V239H187ZM190 242V241H189ZM192 242V241H191ZM190 242V243H191ZM211 242V241H210ZM227 242H223L224 244L226 243V245H227ZM231 242H233V241H230L229 243H230V245H231ZM238 242V241H237ZM244 242H246V241H244ZM258 242V243H259ZM3 243H4V241H3ZM6 243V242H5ZM9 243H11V242H9ZM16 243V244H17ZM46 243V242H45ZM57 243H58V241H57ZM65 243V242H64ZM73 243H74V241H73ZM73 243H72V246H74L73 245ZM103 243H104V246H103ZM142 243L140 244V246L142 245ZM143 243V245L142 246H146V244L147 243H145L144 244ZM147 244V249L146 250H148V249H150L151 248V244H154V243H151V244ZM163 243H161V244H163ZM173 243H175V242H173ZM181 243H183V242H181ZM181 243H179V244H181ZM190 243L188 244L187 243V245H190ZM215 243V242H214ZM217 243V242H216ZM236 242H233V244H235ZM238 243H240V242H238ZM248 243V242H247ZM253 243V242H252ZM264 243V242H263ZM6 244H8V243H6ZM5 244V245H6ZM16 244H14L13 245V247H16ZM66 244V243H65ZM75 245L77 244V243H74ZM81 244V243H80ZM79 244V245H80ZM84 244L82 243V245H80V246H82V247H84L83 249H86L87 247H85L84 246ZM130 244H134V246L132 245V247H131V245ZM220 244H222V243H220ZM224 244H222V247H223V245ZM249 244V243H248ZM251 244V243H250ZM260 244V243H259ZM2 245V244H1ZM21 245H23V244H21ZM38 245V244H37ZM36 245V246H37ZM66 245H68V243L66 244ZM71 245V244H70ZM69 245V246H70ZM79 245L77 246L78 248H79ZM115 245V246H116ZM149 245V246H148ZM177 245V244H176ZM203 245V244H202ZM239 244H237V246H238ZM241 245V244H240ZM239 245V246H240ZM252 246H253V244H251ZM256 245V246H255ZM10 246V245H9ZM39 246H41L40 244H39ZM97 247L98 248V246L97 245H94V247ZM155 246V245H154ZM153 246V247H154ZM172 246H173V244H172ZM178 246V245H177ZM181 246V245H180ZM179 246V247H180ZM190 246H192V245H190ZM188 247V246H186L185 245V247H188V249L189 250H186V251H188L189 253H192V251L194 250L193 248H191V247ZM215 246V245H214ZM225 246V245H224ZM228 246V245H227ZM235 246V245H234ZM234 246H232L231 247V249H233L232 251H235L236 252V254L239 252V250L240 249H238L237 247H234ZM254 246H255V250L257 251L258 249H261V247H262V249L261 250H263L264 248H263V246H260V248L259 247H257V239H256V241L254 242ZM259 246V245H258ZM3 247V246H2ZM12 247V245H11V248L10 249H12L13 248ZM28 247V246H27ZM32 247V246H31ZM29 248V249H32V248ZM35 247V246H34ZM33 247V248H34ZM68 247V246H67ZM71 247V246H70ZM74 247H76V246H74ZM81 247V248H82ZM93 247V248H94ZM103 247V248H102ZM152 247V248H153ZM165 247H167L166 246V244H165ZM219 247V246H218ZM217 247V248H218ZM226 247V246H225ZM240 247H243V246H240ZM245 247V246H244ZM0 248H1V246H0ZM5 248V247H4ZM3 248V249H4ZM19 248V247H18ZM39 248V247H38ZM47 248V247H46ZM61 248V247H60ZM65 248H66V246H65ZM89 248H91L90 246H89ZM88 248V249H89ZM108 248V249H109ZM139 248H141V249H143L144 250V248L143 247H139ZM146 248V247H145ZM151 248V249H152ZM156 248V247H155ZM168 249H169V247H167ZM171 248V247H170ZM190 248L191 249H193L191 252H190ZM221 248V247H220ZM228 248H230L229 246H228ZM235 248H237V249H235ZM2 249V248H1ZM2 249V250H3ZM35 249H36V247H35ZM107 248H105V250H106ZM107 249V250H108ZM113 249H115V247H113ZM112 249V250H113ZM137 249V248H136ZM154 249V248H153ZM152 249V250H153ZM156 249H158V247L156 248ZM164 249H166V248H164ZM174 249L176 250V248H173V251H174ZM215 249H216V246H215ZM222 249V248H221ZM254 249V248H253ZM18 249L16 248V250L15 251H17ZM33 250V249H32ZM31 250V251H32ZM40 250V249H39ZM93 250H96V248L95 249H93ZM92 250V251H93ZM106 250V252H107V254H108V252H109V250L107 251ZM112 250H110V251H112ZM133 250V251H132ZM177 250H179L178 248H177ZM204 250V249H203ZM220 250V249H219ZM224 250V249H223ZM225 250H226V248H225ZM228 250V249H227ZM244 250H245V248H244ZM5 251H7V249L5 250ZM20 251V250H19ZM18 251V253L17 252H15L16 254H20V252ZM25 251V250H24ZM36 251V250H35ZM46 251V250H45ZM56 251V250H55ZM89 251V250H88ZM104 251V250H103ZM114 251V250H113ZM112 251V252H113ZM122 251H121V253H122ZM135 251H138V250H135ZM159 251V250H158ZM157 251V252H158ZM171 251V250H170ZM172 251V252H173ZM206 251V250H205ZM217 251V250H216ZM231 251V252H232ZM238 251V252H237ZM241 251V250H240ZM254 251V250H253ZM255 251V252H256ZM10 252V251H9ZM26 252H29V251H26ZM33 252V251H32ZM40 252V251H39ZM54 252V251H53ZM52 252V253H53ZM91 252V251H90ZM89 252V253H90ZM102 252V251H101ZM123 252V253H124ZM138 252H146L145 250L144 251H138ZM148 253H149V251H147ZM155 252V251H154ZM164 252H167V251H164ZM175 252H177V251H175ZM198 252V251H197ZM196 252V250H194L193 251V253H197ZM218 252V251H217ZM235 252H233V253H235ZM242 252V254L243 255H245V253H246V255L244 256V257H246L247 256V253L249 252H247V251H245V252H243V251H241ZM254 252V253H255ZM1 253H5L4 251H1L0 252V256H1ZM13 253V252H12ZM31 253V252H30ZM44 253H46V252H44ZM43 253V254H44ZM48 253V252H47ZM86 254L88 253V252H85ZM104 253V252H103ZM125 253H124V255H125ZM168 253V252H167ZM169 253H171V252H169ZM184 253V252H183ZM187 253V252H186ZM192 253V254H193ZM205 253V252H204ZM211 253H214L213 251L211 252ZM222 253H223V251H222ZM227 253V252H226ZM240 253V252H239ZM238 253V254H239ZM254 253L252 254V255H254ZM262 253V252H261ZM6 254V253H5ZM10 254V253H9ZM9 254H7V255H9ZM14 254V253H13ZM16 254H15V256H16ZM26 254V253H25ZM25 254H24V256H25ZM29 254V253H28ZM50 254V253H49ZM72 254V253H71ZM91 254V253H90ZM110 254V253H109ZM137 254V253H136ZM150 254L152 255V252H150ZM149 254V255H150ZM157 254V253H156ZM166 254V253H165ZM180 254H182V252H180ZM207 254V253H206ZM218 254V253H217ZM221 254V253H220ZM235 254V255H236ZM237 254V255H238ZM242 254H239V255H242ZM257 254V253H256ZM7 255L5 256L6 257V259L7 260H3V262L4 261H6L7 262V264H12V260H13V258L15 257V256H13V258H12V256H8L9 258H7ZM11 255V254H10ZM21 255V254H20ZM35 255V254H34ZM34 255H32L31 256V254L29 255V256H31L32 258H33V256ZM77 255H79V254H77ZM121 255H123V254H121ZM130 255H133L132 257H130ZM154 255H155V253H154ZM161 255V254H160ZM159 254H158V256H160ZM173 255V254H172ZM178 255V254H177ZM198 255V254H197ZM201 255V254H200ZM215 255V254H214ZM223 255V254H222ZM248 255H250V254H248ZM3 257H4V255H2ZM1 256V258L3 259V257ZM37 256V255H36ZM35 256V257H36ZM38 256H41V255H38ZM59 256V255H58ZM62 256V255H61ZM91 256V255H90ZM119 256V255H118ZM118 256H116V257H118ZM137 257H135V258H139L138 256H141V254H137L136 255ZM145 256V255H144ZM156 256V255H155ZM163 256L164 255H162L161 257H162V259H164L163 258ZM202 256V255H201ZM203 256L205 257V255L203 254ZM216 256V255H215ZM221 256V255H220ZM229 256V255H228ZM5 257H4V259H5ZM11 257V258H10ZM27 257V256H26ZM63 257V256H62ZM94 257V256H93ZM107 257V256H106ZM115 257V256H114ZM115 257V258H116ZM127 257V256H126ZM142 257H143V254H142ZM165 257V256H164ZM175 257V256H174ZM181 257V256H180ZM179 257V258H180ZM198 257V256H197ZM208 257V256H207ZM223 257H225V255H223L222 256V258ZM226 257H227V255H226ZM236 257V256H235ZM249 258H250V256H248ZM258 257V256H257ZM261 257V256H260ZM17 258V257H16ZM16 258H15V260H16ZM20 258V257H19ZM32 258H30V259H32ZM44 258H46V257H44ZM48 258V257H47ZM50 258V257H49ZM53 258H55V257H53ZM94 258H96V257H94ZM98 258V257H97ZM119 258V257H118ZM117 258V259H118ZM124 258H125V256H124ZM150 258V257H149ZM152 258V257H151ZM155 258V257H154ZM168 258L170 259L171 258V256L170 257H165V259H167V260H165V261H168ZM178 258V259H179ZM238 258V257H237ZM241 258V257H240ZM242 258H243V256H242ZM247 258V257H246ZM254 258H256V257H254ZM8 259L10 260V261H8ZM26 259V258H25ZM29 259V258H28ZM27 259V260H28ZM41 259V258H40ZM57 259V258H56ZM55 259V260H56ZM64 259V258H63ZM65 259H67V258H65ZM135 260V262L136 261H139V260ZM183 259V258H182ZM202 259H204V258H202ZM207 259H209V257L207 258ZM213 259V258H212ZM219 259V258H218ZM224 259H227V258H224ZM232 259H234V258H232ZM248 259V258H247ZM258 259V258H257ZM257 259H255V260H257ZM262 259V258H261ZM18 260V259H17ZM24 260V259H23ZM54 260V259H53ZM59 260V259H58ZM62 260V259H61ZM91 260V259H90ZM97 260V259H96ZM99 260V259H98ZM143 260V259H142ZM141 260V261H142ZM157 260H158V258H157ZM172 260V259H171ZM175 260V259H174ZM174 260H172V261H174ZM180 260V259H179ZM186 260V259H185ZM197 260H199V258L197 259ZM205 260V259H204ZM227 260H229L230 261V258L229 259H227ZM227 260H224V261H227ZM235 261L236 260H238V259H234ZM239 260H241V259H239ZM238 260V262L237 263H241V264H244V263H242V262H240ZM249 260V259H248ZM248 260L246 261L245 259H243L242 261L243 262H246L245 264H247L248 263ZM255 260H254V262L253 263H255ZM0 261H1V259H0ZM29 261V260H28ZM33 261H36V260H31V262H33ZM42 261H43V257H42ZM45 261V260H44ZM60 261V260H59ZM101 261V260H100ZM144 261H147V259H146V257L144 258ZM155 261V260H154ZM159 261V260H158ZM164 261V262H165ZM181 261H183V260H181ZM180 261V262H181ZM216 261V260H215ZM215 261H214V263H210V261H208L210 264H215ZM221 260H219L218 261V263L220 264L221 262H220ZM223 261V263H225ZM229 261H227L225 264H227ZM233 261V260H232ZM229 262L228 264H232V263H234V262ZM252 261V260H251ZM3 262H1L2 264H4ZM13 262H15V261H13ZM21 263L23 262L22 261V259H21V261H20ZM20 262H19V264H20ZM39 262H40V260H39ZM39 262H37V263H39ZM96 262V261H95ZM95 262H93V263H95ZM98 262V261H97ZM96 262V263H97ZM102 262H104V261H102ZM164 262H162V264L164 263ZM171 262V261H170ZM179 262V261H178ZM180 262H179V264H180ZM186 262H187V260H186ZM204 262V261H203ZM212 262H213V260H212ZM258 262V261H257ZM263 261H259V263H262ZM18 262H16L15 264H17ZM25 262H23L22 264H24ZM27 263H29V262H27ZM49 263H53V264H55L56 262H49ZM48 263V264H49ZM69 263V262H68ZM83 263V262H82ZM125 263V262H124ZM156 263V262H155ZM168 263V262H167ZM172 263V262H171ZM171 263H169V264H171ZM183 262H181V264H182ZM189 262H187L186 264H188ZM208 263V264H209ZM217 263V262H216ZM223 263H221V264H223ZM251 262H249L248 264H250ZM31 264V263H30ZM33 264H36V263H33ZM40 264V263H39ZM41 264H44V263H42L41 262ZM46 264H47V262H46ZM58 264V263H57ZM65 264V263H64ZM73 264V263H72ZM119 264V263H118ZM126 264H128V262L126 263ZM130 264V263H129ZM145 264H146V262H145ZM174 264H175V262H174ZM235 264V263H234ZM263 264H264V262H263Z\"/></svg>",
	"mask_w": 264,
	"mask_h": 264
},
{
	"label": "rangeland",
	"instance_id": "374dc122",
	"mask_svg": "<svg viewBox=\"0 0 264 264\" xmlns=\"http://www.w3.org/2000/svg\"><path fill=\"white\" fill-rule=\"evenodd\" d=\"M19 3H18V2ZM29 1H31V2H29ZM29 1H26V0H0V7H3L2 5L4 4V6H6L7 7V5L10 7L9 8V10H8V12L6 11V9L3 11V9H1L0 10V12L2 11V13H0L1 14V18H3V17H5L6 16V18H21V19H23V20H26V19H29L30 21H31V19L34 21H37L36 22V26H33V28L34 29H37L36 31H39V30H43L45 27L44 26H42L41 24H40V21H42V19H44V18H39L41 15H43V14H41V12L39 13V10L40 11H45L46 10V12H49V11H52V12H54V13H52V14H55V12L60 16V15H62V14H64L63 16H64V19H65V21L67 22V20H68V22H70V21H72V20H74V21H77V20H79L80 21V18L82 19V21H91V22H93V20H95V21H103L105 18L104 17H106L107 19H105L104 21L107 23V27H105L106 29H108L109 30V28L110 29H115V31L117 32H123V31H127V32H131V34H133V35H137V36H141V38L143 39L142 40V43H144V44H142L141 43V41L138 43V44H140L141 46H139V47H135L136 49H134V50H136V51H138V50H141L142 48H145V47H147V48H152L153 47V44H157V45H159V47H160V45L162 46L163 45V47L165 48V49H167L168 50V52H169V55L172 57L171 58V61L173 62H171L170 60H168L169 61V63L170 64H168V62L167 63H162V65L160 64V65H157V71L159 72V74L160 75H162V76H164V75H166V74H170V75H167V77H163V79H162V81L164 80V78L167 80H165V81H163L164 83L165 82H168V80L170 81V83H168L169 84V88L171 89V85L170 84H172V86H173V83H171V82H173V81H171L172 80V78L173 79H175L174 80V82H176V83H174V84H176V86L178 85V83L180 84V82H182L183 80H185V79H188L189 78V76H191L193 73H195V70H196V73H197V76H210L211 74H209V75H205L204 73L203 74H201V73H199L198 74V71L199 70H202V69H205V68H207V67H210V66H215L216 68H217V70H220V74L219 75H217V74H215V76L217 75V76H230L229 78H232L233 76H235L236 78H235V80H238V77L241 79V77H242V79H246V78H248L249 77V75H250V78L249 79H251V77H255V76H257V77H259L257 80L259 81V84H260V82H264V81H262V80H264V0H196V1H192V0H134V1H136V2H134L135 4H137L138 3V5H137V8L135 9V10H137L138 12H139V14L138 13H135V12H133V11H131V14H130V17H131V15L133 14H135L134 15V20L133 19H131V18H133V15H132V17L130 18L129 17V15H127L128 16V21L129 20H132V21H137V20H140L141 18H144L143 19V21H146V19H147V25L149 26V27H146V29H144V28H137L138 26L136 25V27H134L135 26V24L133 25V24H131V26L129 27V25H127V27L128 28H124V27H122V25L120 24L119 25V23L118 24H116V25H114V24H112L113 22H111V21H113L110 17H108V14H107V10L109 9V7H108V5L113 1V0H29ZM50 1V2H49ZM101 1L102 2H104V4L103 3H101ZM157 1V2H156ZM181 1V2H180ZM222 1H224V3L222 2ZM258 1V2H257ZM25 2V3H24ZM70 2V3H69ZM74 2V3H73ZM78 2V3H77ZM96 2H98L99 3V5H98V3H96ZM153 2H155V3H153ZM167 2V3H166ZM212 2V3H211ZM233 2V3H232ZM245 2V3H244ZM13 3H15V5L13 4ZM21 3V4H20ZM30 3V4H29ZM43 3H45V5L43 4ZM56 3V4H55ZM76 3H77V5H76ZM161 3V4H160ZM195 3V4H194ZM198 3V4H197ZM222 3V4H221ZM11 4H13V6L11 5ZM16 4H17V6H16ZM44 6H46V8H45V10H44V8L42 9V7H43V5ZM50 5V7L49 6H47V5ZM95 4H97V5H95ZM108 4V5H107ZM154 4V5H153ZM160 4V5H159ZM175 4V5H174ZM181 4V5H180ZM249 4V5H248ZM259 4V5H258ZM24 5V6H23ZM27 5V6H26ZM52 5V6H51ZM66 5V6H65ZM93 5V6H92ZM95 5V6H94ZM156 5H157V7H156ZM159 5V6H158ZM243 5V6H242ZM16 6V7H15ZM23 6V7H22ZM40 6H41V9H40ZM139 6V7H138ZM153 6H155L154 8H153ZM178 6H181L180 7V9H179V7ZM236 6V7H235ZM250 6V7H249ZM5 7V8H6ZM32 7V8H31ZM53 7V9L51 10L50 8H52ZM99 7V8H98ZM108 7V8H107ZM140 7H142V9H143V11H141L142 9L140 8ZM194 7V8H193ZM56 8V9H55ZM59 8V9H58ZM73 8V9H72ZM192 8V9H191ZM198 8V9H197ZM232 8V9H231ZM11 9H13L12 10V13H11ZM14 9H15V12L16 13H14ZM26 9V10H25ZM50 9V10H49ZM107 9V10H106ZM149 9V10H148ZM176 9H177V11H176ZM179 9V10H178ZM181 9H183V11L181 10ZM186 11H185V10ZM190 9V10H189ZM214 9V10H213ZM22 10V11H21ZM61 12H60V11ZM99 10V11H98ZM175 10V11H174ZM191 10H193L194 12H195V18H194V22L192 21L191 23H185V20L183 19L184 18V16H185V14L188 12V11H190L191 12ZM199 10V11H198ZM231 10V11H230ZM241 10H242V13H240L241 12ZM24 11V12H23ZM60 12V13H62V14H60V13H58V12ZM63 11V12H62ZM89 11V12H88ZM92 11H93V13H92ZM102 12V14L103 15H101V12ZM141 11V12H140ZM146 11H148V12H146ZM158 11V12H157ZM192 11V12H193ZM65 12V13H64ZM144 13V15H142L143 13ZM150 12V13H149ZM186 12V13H185ZM193 12V13H194ZM198 12V13H197ZM244 12V13H243ZM159 13V14H158ZM183 13V14H182ZM3 14V15H2ZM37 14H39L38 16H37ZM47 14V13H46ZM65 14L68 16H65ZM138 14V15H137ZM239 14V15H238ZM5 15V16H4ZM36 15V16H35ZM48 15V14H47ZM101 15V16H100ZM144 16V17H141V16ZM184 15V16H183ZM245 15V16H244ZM72 16V17H71ZM90 16V17H89ZM137 16H140V18L139 17H137ZM181 16V17H180ZM28 17V18H27ZM86 17V19H84ZM135 17H137L136 19H135ZM156 17V18H155ZM245 17V18H244ZM260 17V18H259ZM0 18V22H1V20L3 21V19H1ZM36 18H37V20H36ZM71 18V19H70ZM102 18H104V19H102ZM240 18V19H239ZM242 18H244V19H242ZM247 18V20H245ZM41 19V20H40ZM91 19H93V20H91ZM180 19H183L184 20V22L183 21H181ZM28 20V21H29ZM108 20H109V22H108ZM243 20H245V21H248V24H249V26H248V24H247V22H245L244 21V23H245V25L244 24H242L243 23ZM27 21V20H26ZM103 21V22H104ZM166 21V22H165ZM229 21V22H228ZM241 23H240V22ZM180 22V23H179ZM217 22H218V25H217ZM239 22V23H238ZM252 22V23H251ZM44 23H46V22H44ZM260 23V24H259ZM263 23V24H262ZM1 24V23H0ZM37 24H40V27H39V25H37ZM112 24V25H111ZM162 24V25H161ZM207 24V25H206ZM223 24H225V25H223ZM241 24L246 28L247 26V28L246 29H243V27L241 26ZM246 24H247V26H246ZM261 25H263L262 27H261ZM81 26H84V27H82V28H80V26H79V28L77 27H70V28H73V29H77L75 32H77V34H75V38H74V35L73 36H71V38H70V41L74 38V40H72L71 42L73 43V41H75L74 43L75 44H79V42H80V44H81V42H83V44L85 45V44H87L86 46L88 47V46H90V47H93V46H95V45H98V46H100V48L99 49H102V51H104V53L103 52H100L99 54H101L102 56H104V57H101V58H103V60H104V62L106 63V62H109L110 61V63H106V64H109V66L108 65H106V64H104V62H100V60L101 59H99L100 58V56H99V58H96V57H98V55L99 54H97V56H96V54H90L89 52H86L87 50H85L84 48L85 47H82V49H81V51H80V49L79 50H77V51H75L74 52V54L72 53V52H69V54H68V56H67V54L65 53V55L64 54H61V55H59V56H57L56 58H55V56L56 55H54L53 57H51V59L53 60L52 62H54V63H50L51 64V66H50V70L47 68V67H49L48 65L46 66V64L44 65L43 64V62H44V60L43 59H39L36 55H33L32 54V52L30 53V51L32 50V48H34L33 47V45L31 44V41L29 40V39H31V36L30 35H28L27 34V36H28V38H27V36H25V34H23V33H21V29L20 30H18L17 28H13L12 29V27H10V31H9V27H3V25H1L0 27V60L2 61H7V59H8V57H9V59H8V62L9 63H11L13 66L12 67H14L13 69L11 68V65L9 64V63H5V64H7L8 66H5L4 65V62H3V66H2V71H1V66H0V80L2 79V80H6V81H10V82H16V83H13V84H17V82H19L18 84H20L21 82V84L22 85H24L25 83H27V82H30V84H33L34 82H35V84H36V86H33L32 87V85H28V83L26 84L27 86H29L28 88H30V87H32V88H34V87H36L35 89H33V90H31L30 91V89H28L27 88V90H29V91H27V90H25V91H27V92H30V94L31 95H33L34 94V96L36 95V96H38V97H40L39 99H41L42 97H43V94H42V91H44V89H43V87H44V85H43V87L42 86H40L39 87V84H41L42 85V83L44 82L45 84L47 83V80L49 81V79L46 77V76H49L50 75V77L49 78H51V75L52 76H54L55 74H56V71L58 72L57 74H60L61 72H63L64 71V68L66 69H68V70H72V68H73V70H75L76 68H77V71H78V73H77V71L75 70V71H73L72 70V72H75L76 73V77H77V79H75L74 81H72V82H70L69 84H67V85H65V86H63L62 87V89L61 90H59V93H58V95L60 96V97H62V96H66V94H69L70 92H78L79 91V93H82L83 94V92H85V90L84 89H86V91L87 92H85V95H87L88 96V93L90 94L89 96H91V97H93L92 99H93V102H92V100L90 101V103L91 104H94V102H101L105 97L106 98H109V97H111V99H113V96H115L116 97V95H118L119 93H121V92H123V91H120V88H122L123 86L119 83V82H117L116 80H118V79H114V77H118L119 76V78H120V73H122V70L124 69V71H125V73H123V74H129V75H131V70H133V69H135V68H138V67H140L139 69H141V68H143L144 67V65H142L139 61H138V59L137 58H130L131 59V61L130 62H121V63H119V61H121V59H119V58H114V56L112 55V52L114 51V49H115V47H118V45H117V42H118V39H114L115 37H111L110 36V33H108V35H107V32L106 33H104V35H105V38H104V35H102L101 33L99 34V32H98V30L97 29H100L99 31H101V27H97V25H93L94 27H91L92 25H89V24H87V23H85V25H81ZM113 26V27H112ZM194 26H195V28H194ZM255 26H259V28L257 27H255ZM38 27H39V29H38ZM86 27V28H85ZM109 27V28H108ZM199 27V28H198ZM206 27H208V28H206ZM54 28V27H53ZM94 30H96V31H94ZM4 29H8V32H12L11 34H12V36L14 35V34H16V36L15 37H12L11 36V34L10 33H8L7 32V30H4ZM33 29V30H34ZM61 29H64V27L63 28H61ZM78 29H81L80 31L78 30ZM89 31H88V30ZM4 30V31H3ZM18 30V31H17ZM1 31H2V33H1ZM22 31H25L24 29L22 30ZM242 31V32H241ZM244 31H246V32H244ZM5 32V33H4ZM84 32V33H83ZM95 32V33H94ZM109 32V31H108ZM227 32H228V34H227ZM4 33V34H3ZM255 33H256V35H255ZM5 34H6V36H5ZM9 34H10V36H9ZM22 34H23V37H21L22 36ZM60 34V33H59ZM80 34V35H79ZM98 34V35H97ZM251 34V35H250ZM83 35V36H82ZM87 35V36H86ZM100 35V36H99ZM245 35V36H244ZM248 35H250L251 36V38L252 39H250V37H249V39L251 40H249L248 39ZM18 36H20L19 38H18ZM76 36H79V37H81L80 38V40L78 39V37H76ZM102 36V37H101ZM256 36V37H255ZM89 37V38H88ZM229 37V38H228ZM247 37V38H246ZM254 37V38H253ZM217 38V39H216ZM221 38V39H220ZM77 39H78V41H77ZM86 39V40H85ZM91 39V40H90ZM146 39H148V42H145V40ZM154 39H155V42H154ZM229 39V40H228ZM254 39V40H253ZM31 40H33V39H31ZM82 40V41H81ZM218 40V41H217ZM246 40V41H245ZM6 41V42H5ZM67 42H70L68 39L66 40ZM86 41H87V43H86ZM157 41V42H156ZM247 41H250V42H247ZM253 41H254V43H253ZM8 42V43H7ZM89 42V43H88ZM104 42V43H103ZM159 42V43H158ZM215 42V43H214ZM4 43V44H3ZM21 43H23V44H21ZM28 43V44H27ZM94 43V44H93ZM205 43V44H204ZM13 44H15V47L16 48H14V45ZM31 44V45H30ZM101 44V45H100ZM9 45V46H8ZM27 45H28V47H27ZM143 45V46H142ZM203 45H204V47H203ZM213 45H215V46H213ZM24 46V47H23ZM89 47V48H90ZM102 47V48H101ZM251 47V48H250ZM5 48V49H4ZM8 48V49H7ZM31 48V49H30ZM94 48V47H93ZM205 50H204V49ZM209 48V49H208ZM219 48V49H218ZM246 48V49H245ZM3 49V50H2ZM12 49V50H11ZM107 49V50H106ZM196 49V50H195ZM257 49V50H256ZM83 50V51H82ZM112 50V51H111ZM254 50V51H253ZM14 51L15 52H17L18 54H16V53H14ZM256 51V52H255ZM3 52V53H2ZM6 52V53H5ZM10 52H12V53H10ZM27 52H28V55H30V56H28L27 55ZM209 52V53H208ZM234 52V53H233ZM237 52H238V54H237ZM250 52V53H249ZM6 54L5 55V57L3 58V54ZM8 53H9V55H8ZM70 53H71V55H70ZM79 53V54H78ZM200 53V54H199ZM19 54H21V55H19ZM212 54V55H211ZM13 55V56H12ZM14 55H18V57H16V56H14ZM33 55V56H32ZM188 55V56H187ZM227 55V56H226ZM250 55V56H249ZM26 56H28V57H26ZM62 56V57H61ZM241 56V57H240ZM252 56V57H251ZM13 57H14V59H13ZM21 57V58H20ZM31 57V58H30ZM187 57V58H186ZM217 57H219L221 60H223V61H221L219 58H217ZM224 57V58H223ZM228 57H230V58H228ZM248 57V58H247ZM54 58V59H53ZM143 58V57H142ZM190 58V59H189ZM227 58V59H226ZM243 58V59H242ZM19 59V60H18ZM29 59V60H28ZM36 59H37V61H36ZM241 59H242V61H241ZM261 59V60H260ZM12 60V61H11ZM15 62H14V61ZM23 60V61H22ZM28 60V61H27ZM43 61V62H41V61ZM61 60V61H60ZM106 60H108V61H106ZM137 60V61H136ZM192 60H194V61H192ZM220 60V61H219ZM248 60H250V61H248ZM20 61H22V63L20 62ZM31 61H34V62H31ZM56 61V62H55ZM114 61H117L118 62V64L117 65H114L113 66V64H112V62H114ZM186 61V62H185ZM218 61V62H217ZM253 61H254V63H253ZM257 61H258V63H257ZM18 62V65H16L15 63H17ZM24 62V63H23ZM33 63V64H31V63ZM188 62V63H187ZM217 62V63H216ZM235 62V63H234ZM246 62V63H245ZM2 63V62H1ZM0 63V64H1ZM21 63V64H20ZM31 65H30V64ZM56 63V64H55ZM58 63V64H57ZM60 63V64H59ZM20 64V65H19ZM24 64V65H23ZM36 64V65H35ZM72 64V65H71ZM104 64V65H103ZM168 64V65H167ZM172 64H173V66H172ZM175 64V65H174ZM203 64V65H202ZM245 64V65H244ZM10 65V66H9ZM28 65V66H27ZM54 65V66H53ZM248 65V66H247ZM259 65V66H258ZM261 65V66H260ZM263 65V66H262ZM16 66V67H15ZM21 66V67H20ZM56 66V67H55ZM77 66V67H76ZM183 67V68H181L180 69V67ZM243 66V67H242ZM245 66V67H244ZM253 66V67H252ZM254 66H256V67H254ZM7 67V68H6ZM27 67H29L28 69H27ZM34 67V68H33ZM46 67V68H45ZM55 67V68H54ZM75 67V68H74ZM171 67V68H170ZM173 67V68H172ZM189 67H191V68H189ZM258 67V68H257ZM19 68H21V69H19ZM105 68H107V69H105ZM194 68V69H193ZM220 68V69H219ZM223 68V69H222ZM229 68V69H228ZM244 68V69H243ZM246 68V69H245ZM6 69H7V71H6ZM9 69V70H8ZM11 69H12V71H11ZM15 69V70H14ZM19 69V70H18ZM24 69V70H23ZM30 69H31V72H29L30 71ZM101 69V70H100ZM103 69H104V71H103ZM138 69V70H139ZM144 69V68H143ZM230 69H231V71H230ZM5 70V71H4ZM32 70L34 71V72H32ZM52 70V71H51ZM107 70V71H106ZM127 70H130V72H127ZM145 70H148V69H145ZM176 70V71H175ZM216 70V69H215ZM216 70V71H217ZM222 70H224V71H222ZM11 71V72H10ZM24 71V72H23ZM53 72L52 74H50L51 72ZM89 71V72H88ZM106 71V73H104ZM173 71V72H172ZM236 71V72H235ZM249 71V72H248ZM263 71V72H262ZM3 72H4V74H3ZM16 72V73H15ZM22 72H23V74H22ZM49 72V75L47 74ZM60 72V73H59ZM166 72V74H164ZM185 72V73H184ZM2 73V74H1ZM6 73V74H5ZM39 73V74H38ZM223 73V74H222ZM226 73H229V74H226ZM237 73V74H236ZM247 73V75H245ZM7 74H8V76H7ZM12 74V75H11ZM16 74V75H15ZM17 74H19V75H17ZM29 74V75H28ZM38 74V75H37ZM103 74H105V76L106 77H109V78H112V79H114L116 82H113L112 83V81H108V82H100L98 79L101 77V76H104ZM117 74V75H116ZM158 74V75H159ZM240 74H241V76H240ZM22 77H21V76ZM40 75V76H39ZM173 75V76H172ZM176 75H177V77H176ZM213 76H214V74H212ZM254 75V76H253ZM16 76V77H15ZM25 76V77H24ZM31 77V80H29L30 79V77ZM34 76V77H33ZM36 76V77H35ZM38 76V77H37ZM137 76H141V74H139V75H137ZM155 76H157V75H155ZM168 76L170 77V78H168ZM192 76H196V74L194 75H192ZM263 76V77H262ZM10 77H13V78H10ZM24 77V78H23ZM44 77H46V78H44ZM124 77V76H123ZM127 77H129V78H133V77H131V76H127ZM178 77H180V79L178 78ZM182 77V78H181ZM186 77V78H185ZM188 77V78H187ZM262 77V78H261ZM4 78V79H3ZM29 78V79H28ZM37 78V79H36ZM53 78V77H52ZM22 79V80H21ZM70 79H74V78H70ZM69 79V80H70ZM178 81H177V80ZM239 79V80H240ZM261 79V80H260ZM1 80V81H2ZM17 80V81H16ZM27 82H26V81ZM37 80H38V82H37ZM44 80V81H43ZM51 80V79H50ZM69 80H66V81H68L69 82ZM203 80H204V78H203ZM215 80V79H214ZM213 80V81H214ZM233 80H234V78H233ZM0 81V82H1ZM21 81V82H20ZM25 81V82H24ZM33 81V83H31ZM66 81L64 82L65 84H66ZM207 82L209 81V80H206ZM212 80H210L209 82L210 83H212L211 82ZM216 81L217 80H215L214 82V84H216ZM67 82V83H68ZM184 82V81H183ZM24 83V84H23ZM161 83V82H160ZM163 83V85L161 84V85H159V83L157 84V85H159V87L157 86V88H162V90H163V93L164 92H167V91H164L165 89H163V87L164 88H166L165 86L167 85V84H164ZM182 84V83H181ZM34 85V84H33ZM90 85L92 86V87H90ZM89 86V87H88ZM156 86V85H155ZM175 86V85H174ZM175 86V87H176ZM180 86H182V85H180ZM84 87H87V88H89V89H87V88H84ZM175 87H172V89L171 90H173V88L175 89ZM177 87H179V85L177 86ZM176 87V88H177ZM31 88V89H32ZM38 88H40L39 90H38ZM123 89V88H122ZM168 88H166V90H167ZM34 90L36 91L35 93H34ZM158 90H160L161 91V89H157L155 92H157ZM40 91V92H39ZM81 91V92H80ZM57 92V91H56ZM93 92V93H92ZM162 92V91H161ZM192 92H197V91H194V90H192ZM44 93V92H43ZM93 94V95H92ZM113 94H115V95H113ZM153 95H155L156 94V96H152L151 95V98H150V96H149V98L150 99H152V97H153V101L152 100H150L149 98H148V100L147 101H149L148 102V104H147V101H144V102H146V105H148V107L146 106L145 107V104H144V107H142V108H144V110H145V108L147 109V108H149L150 106H151V108H152V105H153V109H154V107L156 108L157 106L156 105H158V104H156L158 101L160 102V98H161V96H162V98L164 97L165 98V94H162V93H159V91L157 92V93H152ZM158 94V95H157ZM9 95V94H8ZM7 95V96H8ZM57 94H55L54 96H56ZM57 95V96H58ZM163 95H165V96H163ZM35 96V97H36ZM45 96V95H44ZM56 96V97H57ZM58 96V97H59ZM102 96V97H101ZM157 96H158V98H159V96H160V98L158 99L157 98ZM235 96V95H234ZM9 97V100L11 99L10 98V96H8ZM7 97V98H8ZM45 97H47V96H45ZM45 97H43V98H45ZM57 97V98H58ZM67 97V96H66ZM77 97V96H76ZM95 97V98H94ZM154 97L158 100H155L154 99ZM228 97V96H227ZM227 97H225V98H223L222 99V101L220 100V98L218 99V102H221V104L222 105H224L225 103H228V105L227 106H230V107H228V109L230 108L231 109V111H237V110H239V106H238V100L236 101L235 99H236V97H232V98H234V101H236V102H234V104H233V99H232V101H231V99L229 98H227ZM6 97H5V99H7ZM13 98V97H12ZM32 98V97H31ZM34 98V97H33ZM65 98V97H64ZM74 98V97H73ZM101 98H103V99H101ZM161 99V101L162 100H165V99ZM39 99L36 97V99L34 100V102H37L36 100H38V102H40V104H38V102L37 103H34L33 101V103L31 102V104H30V107H31V105H32V107H34V105H37V106H35L34 107V109H38V107H39V109L41 110H44V109H47L46 107L47 106H49L48 104H49V102L47 103V98H46V100H44V99H42V100H40L39 101ZM61 99V98H60ZM76 99V98H75ZM8 100V99H7ZM44 100V101H43ZM87 100V99H86ZM157 101V102H155V101ZM220 100V101H219ZM232 102V104L231 103H229L230 101ZM152 101V102H151ZM225 101V102H224ZM42 102V103H41ZM46 102V104H47V106H45L46 104H44V103ZM88 102V101H87ZM154 102V103H153ZM217 102V103H218ZM97 103V104H98ZM151 103H153L152 105H150ZM160 103H163V101L162 102H160ZM34 104V105H33ZM44 104V106H42ZM154 104H156V105H154ZM141 106H142V104H140ZM139 105V108L141 107ZM161 104H159L158 105V107L160 106ZM219 105H220V103H219ZM221 105V106H222ZM232 105H234V107L232 106ZM42 108H41V107ZM226 107V106H225ZM224 107V108H225ZM44 108V109H43ZM227 108V107H226ZM137 109H138V107H137ZM229 109V110H230ZM235 109V110H234ZM42 110H41V112H42ZM142 111H140V109H139V112L138 113H143V115H141V116H146V115H144V114H146V110L143 112V109H141ZM150 109H148V111H149ZM46 111V110H45ZM138 111V110H137ZM137 111L135 112L136 114H137V116H140L138 113H137ZM148 113V112H147ZM105 114L106 116H107V112H105V113H99V115L97 116L96 115V117H100L99 119L98 118H96L97 120H98V122L100 123V124H102V130H103V132H102V134L103 135H107V136H109L110 135V137L112 138V140H111V138L110 139H108V141L107 142H109V144L108 143H106V145H108V146H110L111 145V147L110 148H112L113 146L112 145H115V143H113V142H121V144H122V142H124L125 141V143L127 142V143H133V142H135V143H137L136 141H137V139H135V138H133L132 136L133 135H131V132H128L127 131V127H126V125L122 128L121 127V125L119 126L118 124L119 123H116L117 121H114V119L113 118H111L110 116H103V115ZM6 115V114H5ZM4 115V116H5ZM109 115V114H108ZM105 119H103V118ZM113 117V116H112ZM264 117V116H263ZM102 119L105 121H103V123L102 122H100V121H102ZM106 119H107V121H106ZM67 121V120H66ZM108 122V123H107ZM110 122V123H109ZM71 123V122H70ZM70 123H67L66 122V124L68 125H70ZM115 124H117V126H119V128H122V129H119ZM121 124V123H120ZM44 125V124H43ZM103 125H105V126H103ZM46 126V125H45ZM48 127H49V124L47 125ZM103 127H105L106 128V131H107V133H106V131L104 130L105 128H103ZM109 128V129H108ZM254 129V130H253ZM252 130V131H251ZM125 131V132H124ZM245 131L249 134V136H250V142L251 143H254V144H256L257 145V143L259 144V143H261L262 142V144L264 145V143H263V141L261 140V138L258 136V135H256V136H258V137H256L255 136V138H254V135H251V134H253L254 132H255V128H254V126H252L251 128H248V127H246L245 126ZM112 132V133H111ZM251 132V133H250ZM109 134V135H108ZM114 134H116V135H114ZM115 136V137H114ZM127 136V137H126ZM117 137V138H116ZM119 137V138H118ZM120 137H121V139H120ZM135 137V136H134ZM131 138V139H130ZM253 138H254V140H253ZM262 138H264V137H262ZM106 139V140H107ZM113 139H114V141H113ZM115 139H117V140H115ZM118 139H120L121 141H119ZM122 139H123V141H122ZM135 139V140H134ZM106 140L105 141H102L101 143L100 142H98V145H99V143L100 144H102L103 142L105 143L106 142ZM97 141H99V140H97ZM112 141V142H111ZM8 142V141H7ZM7 142H6V144H7ZM110 142L112 143V144H110ZM5 143V142H4ZM102 144L103 145V147H104V145L105 144ZM117 143V144H118ZM8 144L9 145H11V143L10 142H8ZM24 144V143H23ZM86 144V143H85ZM120 144V143H119ZM260 145L259 144V147L261 148L262 147V152H264L263 151V149H264V147H263V145ZM3 145H5V144H3ZM26 145H28L27 143H25V146ZM83 145V144H82ZM101 145V146H102ZM22 146H24V145H22ZM43 146H47V145H45V144H43L42 145V149L41 150H45L46 149V147H45V149H43ZM49 146V148H50V145H48ZM85 146H87V145H85ZM85 146H82V149L81 150H78L79 149V147H78V149H75V150H77V151H75V150H73L72 152H70V153H72L73 155H75V156H73L72 154H67L69 157V160H71V161H73V160H76V158H78L77 159V161H80V162H82L83 160L82 159H85L81 164L82 165H80L79 164V162L77 163V162H75L74 161V163H77V164H79V165H76V167H78V166H80V169H81V171H80V169H79V167H78V169H77V171H79V173H81L83 170H82V168H81V166H83L84 164V166H83V168H84V170L87 172V168H88V172L87 173H89L90 171H91V169L92 168H96V166L98 165L99 166V164H97V163H95L94 164V162H96V161H94V160H99L98 162L101 164V163H103V164H105V165H103V164H101L102 165V167L104 168V166L106 167V168H104L103 170H104V172H105V170H107V168H109V170L111 169V168H113L114 167V165L112 164V163H109V165L107 164L108 163V160L106 161V160H104V161H106V163L102 160V161H100V159L102 158H100L99 159V157H98V155L97 156H95L94 157V159L92 158L91 159V157L92 156H94V154L96 155V153H89L88 155H90V154H93L91 157L90 156H88L87 155V152L88 151H92V150H85V148L87 149V147H85ZM108 146L106 147V148H108ZM258 146V145H257ZM89 148V147H88ZM93 148V147H92ZM92 148H90V149H92ZM110 148L109 149H106V151H108V150H110ZM85 150V152L86 153H84V154H86L87 155V157L85 156L84 158H83V156H84V154H82V152H81V154L83 155H81L80 154V152L79 151H82V150ZM95 149V148H94ZM48 151H50L51 150V148L50 149H47ZM96 150V149H95ZM94 150V151H95ZM47 151V152H48ZM75 151V152H74ZM46 152V151H45ZM75 154H74V153ZM79 152V153H78ZM96 152V151H95ZM48 153H51V152H48ZM55 153V152H54ZM53 153V155H52V157L54 158V156H56V159L57 158H59V155L60 154H54ZM116 153L117 154H115V155H113V156H115V157H113L114 159L117 157V156H119V158H117L118 160L119 159H121V158H123L122 160V164L124 163V161L126 162V163H128V164H138L139 166H141V167H143L144 168V170H145V173H147V174H143V176H142V178H139L140 179V182L142 181V184L144 183V185H142L141 184V186L143 187V186H145L146 184V182L148 181V180H153V182L151 183V187H150V185L148 186V184H147V186L152 190H150L149 188H148V190H150L149 192L151 193H154V194H156V193H158V189L161 187V189H159L160 191H159V193L158 194H160L161 195V193L164 191V188H165V191H167L171 186L173 187L174 186V191H176V193H179V194H182L183 192V195L181 196L182 198L179 200V201H173V202H171V203H174V204H171L170 202L168 203V206H170V207H168L167 208V212H170V213H168L167 214V212L165 211V208H163V207H161V206H157V207H155V208H152L151 210H150V214H152V216H151V219L149 218V220H153L156 216V221L155 220H153L152 222L151 221H149V223L148 222H144V220H140V219H137L136 220V218H134V217H132L131 215H129L130 216V218H129V216L126 214V213H124V215H123V212H125V211H123V209H124V207H125V209L124 210H126L127 208H128V205H130V204H128V202H126L125 200H124V198L121 196V195H119L120 193H122L123 191H125V189L128 187H130L129 189H131L130 191H132V189L133 190H136L137 189V187H139V186H137L136 187V184H135V187H133V185L132 184H129V186H123L122 185V187H120V185L121 184H123V182L121 181V184H118L119 186H117V185H114V180L116 179L115 177H117V179H119V177L122 175V174H120V176H119V173H120V170H119V173H117L118 172V170H115L114 171V173H112L113 175L110 177V178H112V179H110V182L112 181V183H111V188H113V189H115L116 191H118V193H119V191H121L118 195H117V197L118 198H121L120 199V201L122 200H124L125 201V203L124 204H122V202H120V201H118V203L119 204H117L118 206H116V208H118V210H119V207H120V211H118L116 208H115V205H116V203H117V201L116 202H113V200H111L110 198H107V199H104L103 201H100V203H102V204H105V205H96V203L94 204V203H92L93 205H96V206H93V210H95V208L97 207V211L99 210L101 213H104V210H105V212H106V210H107V212L106 213H104V214H106L105 216V219L106 220H108L109 222H114V223H116L117 221H118V218L120 217V218H122V220H124L123 219V217L122 216H126V218H127V220L126 221H130V223L132 224V221H133V225H136V223H137V225H136V227L138 226V225H141V227H142V229H144V228H146L144 225H147V228L146 229H149V228H151V229H153V228H155V230H156V227L159 229V230H157V231H159L160 232V234H162L163 232L165 233V232H167L169 235H168V237H167V242L166 241H162L161 243H163V242H166V243H163V244H161L160 243V245H159V242L160 241H158L157 240V237H156V239L155 238H153L152 236V238L151 239H148V238H150V236L148 237L147 236V234L145 235L146 236V240H144V242L145 241H150V243L149 244H151V243H154V244H151L150 246H151V248L153 249H148V250H146L148 247H147V242H145V243H147L146 244V248L144 247V246H142L143 245V238L145 239V237L143 236L145 233H150L148 230V232L146 231L145 232V230L146 229H144V231L141 229H139L140 228V226H139V230L142 232V233H139V235L140 236H138L137 237V239H135V238H132V240H131V236H127L128 238L126 239V237H122V238H120V239H123V240H125L126 239V241H130L131 243H134L135 244V242H136V244H138L137 242H139V240H140V242H139V246L137 245L135 248L134 247H132V245L134 246V244H130L131 245V247L134 249V252H135V257H137L136 255L138 254H141V256H138L139 258L137 259V258H135L133 255H130V257H132V258H129V254L127 255L124 251H122V253H121V251L119 252V253H116L115 252V250H116V248H117V250L119 249L117 246L118 245H121L122 244V246H120V247H124V245H126V243H124L125 241H118L117 239L115 240L113 237H111L110 236V234H108V232H105V233H107L108 235V237L107 236H105L106 234H104L103 233V235L105 236V237H102L101 239L103 240V238H104V241L103 242H105V241H109L108 239H106L105 240V238H109V237H111V238H109L110 239V241H111V239L113 238L114 239V241H113V239H112V243H113V245H112V248H109V247H106V246H110L109 244L107 245V244H105L106 246L103 248V249H99V248H101V246L102 245H100V247L98 246V244H94L93 243V247H94V245H97L98 246V248L95 246L94 248L92 247V244H84V242L81 240V239H79L80 238V236H78L77 234L78 233H76L75 231L73 232H70L69 231V233H70V235H69V233H67L64 229H59L58 231L56 230L57 229V227L56 226H54V227H56V229L55 228H53V225H52V229L51 228H49L51 225H48L47 226V224H45V225H43L44 224V222L42 223V222H40V220H39V223H38V221H36L35 220V223H34V219L36 218L37 219V217L40 215V213H41V206H38L39 208H37V206H35V205H42V203L40 204V202L39 201H37L38 202V204H35V203H37V202H35V203H33V205L35 206V207H33L31 204H25L24 205V207L25 208H28L27 210H28V212H30L31 211V209H30V211H29V207L31 206L33 209L32 210H34L35 208H37V209H39V210H37V209H35L34 211H36L37 210V212H39L38 214V216H36L33 220H31L32 219V217L31 218H29V215L28 214H26L25 212H23V214H25V218L24 219H26V218H29L30 219V221H32L33 222V224H31V223H29L28 222V224L26 225L25 223L29 220V219H27V220H23V216L22 215H20L19 216V214H21V213H19V214H17V212H13V213H11L10 211H9V209H8V211L6 212V210H7V208L5 209V208H0V211H1V213H4L3 211H4V209H5V212L7 213V215L9 216V218H7V219H12L10 222L6 219V213H4L3 215H4V217H5V219L4 220H2L3 222H1L2 224L4 223V221H8V223H7V225L5 226L4 224H6V222L3 224V226L2 225H0V226H2V227H0L1 229H0V239L1 240H3L4 241V243H3V241L1 242V240H0V246H1V248L3 249L4 247V249L2 250L1 248H0V252L1 251H4L5 253L3 254V253H1V256L2 255H4V257L7 255V254H9V255H7V258H9L8 256H12V258H13V256H15V252H17L18 253V251L20 252V254H16V256L13 258V260L11 261L12 262V264H15L16 262H18L17 264H19V262L21 261V259H22V261L23 262H25L24 264H33V263H36V264H41V262L42 263H44V264H46V262H47V264L51 261H53V262H56L55 264H126L127 262H128V264L130 263V264H145V262H146V264H162V262H164L165 260H167V259H165V257L167 258V257H170L171 256V258L169 259L168 258V261H165L163 264H169V263H171V264H174V262H175V264H179V262L181 261V260H183V261H181V262H183L182 264H186L187 262H189L188 264H208L209 262L208 261H210V263H214V261H215V264H219L218 263V261L219 260H221L220 262L221 263H223V261L224 260H227V259H229L230 258V261L229 260H227V261H229V262H231L232 260V262H234L235 264H239V263H237L238 262V260L239 259H241V260H239L240 262H242V263H246V262H243L242 260L243 259H245L246 261L248 260V263L249 262H251L250 264H263V262H264V249L263 250H261L262 249V247H261V249H258L257 251L255 250L256 248H255V246H254V242L256 241V239H257V247H259L260 248V246H263L264 245V235H263V233H264V217H262L261 216V218H260V214L262 213V215L264 216V211L263 212H261L262 210H260L259 208H257L256 207V204L254 205V207L255 208H257V210L256 211H254L253 212V210H255V208H252L253 206V204H251V206H250V204H249V207H250V209H249V207H243V206H248V203H246V204H244V201H243V199H242V196L240 195V193H236V191H234V190H231L229 187H227V186H223V183H224V181L222 180V181H220L221 182V185L222 186H218V179L215 181V183L212 181V179H210V180H208V181H210L211 183H214L215 184V186L217 185L218 186V189L217 190H215V191H212V190H214L213 188H207V186H206V184H204V181H202V180H204V179H206V181H207V179H209V177H211V176H213V178H215V175H214V173H213V175H211V167H209V162L207 163V160L205 161V159H207V158H205L203 155V157H204V159H203V157H201V154H198V155H196L195 154V158H198L199 159V161H197L196 159V162L193 160L192 161V163L194 162V164H191V163H187V162H190L191 160H190V158L189 157H176V156H172V158H171V156L170 155H162V157L159 155H156V157L154 158H151L152 160H153V163H152V161H145V163H147L148 162V165H144L143 163H139L138 162V158H137V161H136V157H134V155H133V157H132V155H131V157H130V155H128L126 152H120L119 150H116ZM118 153H120L119 155H118ZM125 153V154H124ZM77 154V155H76ZM264 154V153H263ZM77 156V157H76ZM81 156V158H79ZM165 156H166V158H171V160L170 161H172V162H175V159H174V157H176V162L175 163H178V165H180L181 167H180V169H178L177 167H179V166H176L175 167V164L174 165H171L172 163H170V164H168V165H163V167H161L162 165H159V164H162V163H164V164H167V162L169 163L170 161L167 159L166 160V158H165ZM168 156H170V157H168ZM264 156V155H263ZM75 157V158H74ZM88 157H89V159H88ZM97 157H98V159H97ZM160 157V158H159ZM96 158V159H95ZM157 158H159L158 159V161L156 162V160H157ZM177 158H178V161H177ZM185 158V159H184ZM73 159V160H72ZM87 159H88V161H87ZM116 159V160H117ZM133 159V160H132ZM135 159V160H134ZM154 159H156V160H154ZM161 159V160H160ZM181 159V160H180ZM92 160V161H91ZM163 160V161H162ZM174 160V161H173ZM183 163L184 161L186 162V166L184 165V164H182L181 165V163H180V161ZM183 160V161H182ZM130 163H129V162ZM159 161H161V163H159ZM84 162H87V164L86 163H84ZM89 162V163H88ZM90 162H92V163H90ZM112 162V161H111ZM156 162V163H155ZM200 162V163H199ZM149 163H151V165H149ZM156 165H155V164ZM157 163H159L158 165H157ZM196 163V164H195ZM89 164H94L93 166L92 165H90V167H87V166H89ZM97 164V165H96ZM110 164H112V166H110ZM143 164V165H142ZM155 166H154V165ZM198 164L200 165V166H198ZM205 165V166H207V168L205 167V166H203V165ZM96 165V166H95ZM171 167H170V166ZM193 167H192V166ZM195 165H197L198 166V168H196L197 166H195ZM92 166V167H91ZM108 166V167H107ZM110 166V167H109ZM165 166H167V167H165ZM173 166V167H172ZM202 166L204 167V168H202ZM1 167H3V168H1ZM0 168H1V170H4V169H6L7 171H9V172H11V170L9 169V168H7V167H5V166H1ZM102 167H100L99 169H100V171L102 170ZM14 168V167H13ZM89 168H91V169H89ZM146 168V169H145ZM170 168V169H169ZM172 168H174V169H172ZM176 168V169H175ZM186 168V169H185ZM9 169V170H8ZM16 170H17V168H15ZM168 169V170H167ZM185 169V170H184ZM188 169V170H187ZM197 171H196V170ZM201 169H204V171H205V173H206V175H205V173H204V171L202 172L201 171ZM211 169V170H210ZM0 170V171H1ZM16 170H12L13 171V175H14V171H15V177H16V175L17 176H19L18 174H20V172H18L17 173V171ZM113 170V169H112ZM194 170V171H193ZM206 170H208V171H206ZM210 170V171H209ZM123 171V170H122ZM150 173H148V172ZM179 172V171H181V172H179V173H177V172ZM193 171V172H192ZM200 171V172H199ZM37 172V171H36ZM40 170H38V173H36L37 175H40L41 176V173L43 174V172H41ZM107 172H109L108 170L106 171V174H103V176H105V179H106V175H109V173L107 174ZM111 172H113V171H111ZM116 172V173H115ZM156 172H158V173H156ZM176 172V173H175ZM197 172V173H196ZM203 173V176H202V173ZM208 172V173H207ZM12 173V172H11ZM17 173V174H16ZM152 173H156L155 175H152ZM161 173V174H160ZM193 173H196V174H193ZM82 174H84V172H82L81 174H77V176H75V177H73V176H71V178H74L73 179V181L70 179V180H65L64 182H63V184L64 183H66V181H69L68 183H75L76 182V177H78V175H80V177L82 176ZM115 174H118V176L117 175H115ZM163 174V175H162ZM174 174V175H173ZM177 174V175H176ZM183 174V176H185V177H183L182 176V178L181 177H179L178 175H182ZM186 174V175H185ZM192 174H193V176H192ZM198 174H200L201 175V177L203 178V177H207L208 175H210V176H208L207 178H203L202 180H199L200 179V176L198 175ZM11 175V174H10ZM13 175H12V177H13ZM115 175V176H114ZM157 175V176H156ZM165 175H167V176H165ZM21 176H22V178H24V179H28L29 177H26V176H24V175H21L20 174V178H21ZM140 176V177H141ZM145 176H147V177H145ZM175 176V177H174ZM26 177V178H25ZM108 177V178H109ZM114 177V178H113ZM159 177V178H158ZM199 179H198V178ZM38 178H40L41 179V177H38ZM79 178V177H78ZM103 178V177H102ZM157 178H158V180H157ZM164 178H166L165 180L168 182V184H170V182H171V184H172V182H173V184L172 185H170V187L168 188V185H167V190H166V187L164 186V184H167L166 183V181L165 180H163ZM180 178V179H179ZM190 180H189V179ZM40 179L38 180L37 178L36 179H33V180H35V182L36 181H38V182H36L35 184H43L44 185V183H42V182H39L40 181ZM66 179H68V178H66ZM114 179V180H113ZM169 179V180H168ZM179 179V180H178ZM182 179V180H181ZM196 179H198V180H196ZM31 180V182L33 181L32 179H30ZM120 180V179H119ZM146 182H145V181ZM156 180V182H154ZM189 180V181H188ZM198 182V184H197V182ZM70 181H72V182H70ZM118 181V180H117ZM117 181H115L116 182V184H117ZM157 181H158V185H157ZM165 181V182H164ZM180 181V182H179ZM188 181V182H187ZM192 183H191V182ZM203 182V184H202V182ZM182 182V183H181ZM185 182H187V183H185ZM191 183V185H190V183ZM220 182H219V184H220ZM226 182V181H225ZM33 183V182H32ZM118 183H119V181H118ZM149 183V184H150ZM176 183V184H175ZM196 183V184H195ZM227 183V182H226ZM40 184V186H42ZM112 184L114 185L113 187H112ZM125 185H128L127 183H124ZM163 184V185H162ZM183 184V185H182ZM186 184H189L188 185V187H187V185ZM194 184V185H193ZM139 185V184H138ZM154 185H156V186H154ZM162 185V186H161ZM175 185H176V187H175ZM224 185H225V183H224ZM226 185H228V184H226ZM64 187H65V184L63 185ZM63 186H62V188H63ZM155 188H154V187ZM158 186V187H157ZM164 186V187H163ZM201 186H206L205 187V189H204V187H201ZM20 188H21V186H19ZM44 188H47V185L45 186H43ZM59 187H60V185H59ZM67 187V188H66ZM65 188H63V189H67L68 190V187L69 186H66ZM117 189H116V188ZM125 187V188H124ZM179 187V188H178ZM192 187V188H191ZM222 187H224V188H222ZM50 188V189H49ZM55 188H57L56 190H61L60 188H58V186L57 187H52V186H48V188L47 189H49V190H55ZM123 188H124V190H123ZM127 188V189H128ZM134 188H136V189H134ZM154 188V189H153ZM185 188V189H184ZM197 188V189H196ZM220 188H221V190H220ZM226 188H229V190L228 189H226ZM5 189V188H4ZM24 189H26V188H24ZM23 189V191L24 192H26V190H24ZM118 189H120V190H118ZM126 189V190H127ZM128 189V190H129ZM177 189H178V192H177ZM184 189V190H183ZM223 189H224V191H223ZM52 190H51V192H52ZM54 190H53V194H55L56 193V190H55V193H54ZM64 190V191H65ZM155 190H157V191H155ZM179 190L182 192V193H180L179 192ZM197 190H198V192H197ZM220 190V191H219ZM230 191L231 193L229 194V192L228 191ZM21 191H22V189H21ZM63 190H62V193L64 192ZM69 191V193L67 194H65V198H67L66 196L67 195H70L71 197H73V199H71L72 201H73V203L75 202L74 200H76L77 199V201H83V203H82V205L79 203V202H77L78 203V205H76L77 207H80V208H82L81 210H83L84 211V209L86 208L85 207V205H84V201H86V199L84 198V197H81V195L83 196V194L82 193H80V195H79V197H77L76 195H73V193H75V194H79V193H76V192H73L72 190H68ZM67 191V192H68ZM70 191H72V192H70ZM108 191H110L109 189H108ZM115 191V192H116ZM154 191V192H153ZM189 191V192H188ZM206 193H205V192ZM219 192V194H218V192ZM7 192V190H5V193ZM111 192H112V190H111ZM114 192V191H113ZM193 192V193H192ZM196 192V193H195ZM209 192H211L209 195H207ZM214 192H217V194L216 193H214ZM232 192H234V193H232ZM4 192H2V194H3ZM58 194H60L61 193V191H59V192H57ZM60 194V195H58V194H56V199H57V195L58 196H60L61 197V195H63V194ZM65 193V192H64ZM165 193V192H164ZM189 195H188V194ZM205 193V196L203 195ZM212 193H213V195H212ZM221 193V194H220ZM223 193V194H222ZM224 193H226L225 194V196H223L224 195ZM228 193V194H227ZM114 194V193H113ZM116 194V193H115ZM163 194V193H162ZM186 194V195H185ZM193 194H196L195 196L193 195ZM197 194H199V195H197ZM232 194H235V195H233L232 196ZM238 195V199L236 198V196ZM201 195H203V196H201ZM216 195V196H215ZM217 195H219V196H217ZM222 195V196H221ZM228 195V196H227ZM55 196V195H54ZM70 196H69V198L68 199H70ZM77 198H76V197ZM188 198H187V197ZM207 196V197H206ZM208 196H210L209 198H208ZM213 196H215L216 198H212ZM13 197V196H12ZM16 197V196H15ZM205 197V198H204ZM218 197H219V199H218ZM223 197V198H222ZM227 199H226V198ZM233 197V198H232ZM74 198H76V199H74ZM84 200H83V199ZM184 198V199H183ZM190 198V199H189ZM204 198V199H203ZM78 199H80V200H78ZM110 199V200H109ZM142 199V198H141ZM141 199H139V201L138 202H136V204H138L139 206H141V204H142V202H143V199L141 200ZM185 199H186V201H185ZM209 199H210V201H209ZM211 199H212V201H211ZM223 199V200H222ZM226 199V200H225ZM229 199V200H228ZM241 200V202L244 204V205H241L240 204V200ZM13 200H15V199H13ZM70 200V203L73 205V203H72V201ZM187 200H188V202H187ZM217 200V201H216ZM236 200V204L234 205V201ZM237 200H239L238 202H239V204H238V202H237ZM112 201V203L113 204H115V205H112V203H110ZM184 201V202H183ZM216 201V202H215ZM230 201H231V203H230ZM76 202L74 203V205L76 204ZM88 202H90V201H88ZM139 202L141 203V204H139ZM185 202H187V203H185ZM214 202V203H213ZM227 202H228V204H227ZM233 202V203H232ZM86 203V202H85ZM91 203L89 204V208H91L90 207V205H91ZM177 203V204H176ZM182 203H184L185 204V206H184V204H182ZM204 203V204H203ZM232 205H230V204ZM79 204H80V206H79ZM86 204H88V203H86ZM111 204V205H110ZM133 204V207L134 206H137L135 203H132ZM178 204H180V205H178ZM181 204H182V206H181ZM191 204H192V207H194V209L192 208V207H190L191 206ZM203 204V205H202ZM222 206H220V205ZM225 204V205H224ZM227 204V205H226ZM238 204V205H237ZM73 205V206H74ZM123 205H126V206H123ZM173 205V206H172ZM175 205V206H174ZM188 207H187V206ZM197 207V210H196V208H195V206ZM206 205V206H205ZM27 206V207H26ZM75 206V207H76ZM87 206V205H86ZM113 206V207H112ZM138 206V207H139ZM203 208H202V207ZM212 206V207H211ZM225 206V207H224ZM229 206V208H227V207ZM231 206V207H230ZM243 208H242V207ZM22 207H23V205H22ZM72 207V206H71ZM74 207V208H75ZM88 207L85 209V210H87L88 209ZM95 207V208H94ZM173 209H175V210H173ZM184 207H186V209H184ZM190 207V208H189ZM260 207V206H259ZM99 208H101V210L99 209ZM104 208V209H103ZM121 208H122V210H121ZM137 208V207H136ZM212 208V209H211ZM218 208H219V210H218ZM221 208V209H220ZM226 208V209H225ZM239 208H242V209H240L239 210ZM2 209V210H1ZM169 209H171L170 211H169ZM187 209L189 210V211H187ZM199 209V210H198ZM214 209V210H213ZM223 209V210H222ZM225 209V210H224ZM248 209H249V211H248ZM253 209V210H252ZM258 209H259V211H258ZM25 210V209H24ZM26 210V211H27ZM159 210V211H158ZM161 210H163V211H161ZM181 210H184V211H186V215L184 214V212L182 213V214H179V211H181ZM191 210H192V212H191ZM207 210V211H206ZM226 210L228 211V212H226ZM231 210V211H230ZM235 210V211H234ZM238 210V211H237ZM98 211V212H99ZM103 211V212H102ZM110 211V212H109ZM155 211H156V213H155ZM175 211V212H174ZM199 213V215H197L196 217H198V219L197 218H195V217H193V216H195L196 214H198L197 212ZM224 211L226 212V214L224 213ZM237 211V212H236ZM242 213V216H241V214H240V212ZM257 211H258V213H257ZM9 212V213H8ZM89 212V211H88ZM112 212H114L113 214L114 215H112ZM116 212V213H115ZM174 212V213H173ZM182 212V211H181ZM180 212V213H181ZM189 212H191V213H189ZM194 212H196V213H194ZM209 212V213H208ZM249 212H251V213H249ZM254 214H253V213ZM0 213V214H1ZM32 213V214H31ZM31 213H29V214H31V215H34V213L31 211ZM122 213V214H121ZM161 213V214H160ZM166 213V214H165ZM189 215H188V214ZM193 213V214H192ZM230 213H233L232 215L233 216H231V214ZM238 213L240 214V215H238ZM244 213V214H243ZM14 214V215H13ZM103 214V215H104ZM107 214H109L108 216H107ZM113 216V217H110L111 215ZM119 214V215H118ZM206 214V215H205ZM210 214V215H209ZM215 214V215H214ZM246 214H248L250 217H248V215H246ZM259 214V215H258ZM3 215H1V217H3ZM16 215V216H15ZM26 215H27V217H26ZM118 216V218L116 217V216ZM166 215V216H165ZM168 215V216H167ZM182 215V216H181ZM186 217H185V216ZM209 215V216H208ZM217 215V216H216ZM227 215V216H226ZM230 215V216H229ZM236 215V216H235ZM252 215H254V216H252ZM259 217H258V216ZM21 216H22V218H21ZM117 218V219H115V217ZM171 216V217H170ZM200 216V217H199ZM223 216H225V218L223 217ZM247 216V217H246ZM16 217V218H15ZM19 217V218H18ZM34 217V216H33ZM134 219H132V218ZM153 217V218H152ZM159 217V218H158ZM163 217V218H162ZM185 219H184V218ZM192 217V218H191ZM222 217V218H221ZM229 217L231 218V219H229ZM240 218V219H237V218ZM252 217H253V219H252ZM15 218V219H14ZM169 218V219H168ZM189 218H191V219H189ZM193 218H195V219H193ZM201 218V219H200ZM211 218V219H210ZM224 218V219H223ZM246 218V219H245ZM13 219L14 220H16V222L15 221H13ZM17 219L19 220V221H17ZM132 221H131V220ZM227 219H229V220H227ZM255 219V220H254ZM259 219V220H258ZM0 220V221H1ZM20 220H23L24 221V223H21V222H23V221H21L20 222ZM120 220V219H119ZM172 220H174L173 222L175 223H173L172 222ZM195 220V221H194ZM198 221V223H197V221ZM210 220V221H209ZM225 220V221H224ZM234 220V221H233ZM247 220V221H246ZM263 220V221H262ZM26 221V222H25ZM83 221V220H82ZM140 221V222H139ZM202 221V222H201ZM239 221V222H238ZM255 221V222H254ZM259 221V222H258ZM260 221H262V222H260ZM99 222V221H98ZM136 222V223H135ZM143 222V223H142ZM156 222V224H154ZM165 222V223H164ZM200 222V223H199ZM212 222V223H211ZM238 224H237V223ZM240 222H242V223H240ZM254 222V225L252 224ZM0 223V224H1ZM11 223V224H10ZM22 225L23 224V228H24V225L25 226H28V225H34V224H36V227L38 226L39 227V232L37 231L36 232V230L38 229V227L35 229V233H36V235L38 234H40V236L38 237V235L36 236L35 235V233L32 231V230H30V228H28V227H25L26 229H29L28 231L26 230V232L24 233V231L22 230V228H21V226L19 225ZM41 223V224H40ZM145 223H148V224H145ZM150 223H151V225H152V227H151V225H150ZM158 223V224H157ZM169 223L171 224V225H174V226H172L171 228L170 227H168L169 226ZM176 223H178L177 225H176ZM183 223H184V225H183ZM235 223V224H234ZM256 223V224H255ZM257 223H258V225H257ZM182 224V225H181ZM194 224H196V225H194ZM226 226H225V225ZM231 224H232V226H231ZM237 224V225H236ZM240 224V225H239ZM242 224V225H241ZM16 225V226H15ZM18 225V226H17ZM30 225V226H31ZM43 227H42V226ZM97 225H99V228L101 229V227H102V225L100 226V224L99 223H97ZM162 225H164L163 226V228L166 226V228H164L163 230H162V227L161 226ZM170 225V226H171ZM198 225H200L201 227H202V225H204V227L205 226H207L208 227V232H206L205 234H204V236L202 237V236H199V237H201V239L198 237V238H195V237H197L198 236V234H196L195 236L193 235V234H195V232H197V233H199L198 232V229H200L201 227H199ZM245 225H247V226H245ZM252 225V226H251ZM255 225H257L256 226V228L254 229V227L253 226H255ZM8 226V227H7ZM20 226V227H19ZM31 226V227H32ZM143 226H144V228H143ZM156 226V227H155ZM160 226V227H159ZM178 226V227H177ZM182 226H183V228H182ZM187 226V227H186ZM197 227L198 226V228H193L194 230H192V232H191V228L190 227ZM225 226V227H224ZM230 226V227H229ZM246 228V230L244 229V227ZM259 226V227H258ZM18 227H19V229H18ZM105 226L103 225V228H104ZM189 228V230L187 229L186 230V228ZM216 227H217V230H216ZM248 227V228H247ZM4 228V229H3ZM8 228V229H7ZM10 228V229H9ZM35 228V227H34ZM43 228V229H42ZM102 228V229H103ZM105 228H107V227H105ZM109 228V227H108ZM169 228H170V230L171 231H169ZM181 228H182V230H181ZM218 228H220V229H218ZM227 228V229H226ZM237 228V229H236ZM242 228V229H241ZM254 229V230H256L257 229V231H254V230H252V229ZM259 228V229H258ZM21 229V230H20ZM43 231H42V230ZM51 229V230H50ZM99 229V230H100ZM151 229H150V231H151ZM167 229V230H166ZM175 231H174V230ZM222 229V230H221ZM230 231H229V230ZM239 229V230H238ZM17 231V232H14V231ZM49 230H50V232H49ZM109 230H111V229H109ZM154 230V229H153ZM154 230V232L156 233V231ZM179 230H181V231H179ZM226 232H225V231ZM236 230H237V233H236ZM240 230H242V231H240ZM250 230H252V231H250ZM1 231H2V233H1ZM9 231H10V233H9ZM12 231V232H11ZM19 231H23V233L21 234ZM47 231H48V233H47ZM63 231V232H62ZM106 231H108V230H106ZM176 231H179V233L178 232H176ZM186 231H188L190 234H188ZM206 231H207V229H206ZM215 232V235H216V233H217V236L218 235H220V240H221V237L223 238V237H226L224 240L225 241H222L221 240V242L220 241H218L219 240V238L218 237H215V235H214V232ZM217 231V232H216ZM223 231V232H222ZM239 231V232H238ZM244 231H246V232H244ZM254 231V232H253ZM6 234H5V233ZM33 232V233H32ZM41 232H42V235H41ZM52 232V233H51ZM153 231L151 232L152 233V235H153V233H154ZM159 232H157L158 234H159ZM162 232V233H161ZM171 232H173L172 234H171ZM183 232H184V234H183ZM212 232V233H211ZM219 232H221L222 233V235H221V233L219 234ZM241 232V233H240ZM254 234H252V233ZM26 233H28V234H26ZM72 233L74 234V235H72ZM156 233V234H157ZM166 233V234H167ZM175 233H177V234H175ZM201 233V232H200ZM225 233H226V235H225ZM228 233V234H227ZM231 233V234H230ZM236 235H235V234ZM242 233H244V234H242ZM250 235H249V234ZM260 233H261V235H260ZM3 234V235H2ZM14 234V235H13ZM46 234V235H45ZM50 234V235H49ZM52 234V235H51ZM56 234V235H55ZM159 234V235H160ZM166 234H164L165 236H166ZM206 234H207V236H206ZM238 234H240V235H238ZM247 236H246V235ZM16 235V236H15ZM25 235V236H24ZM27 235H28V237H27ZM31 235V236H30ZM53 235H55V237L53 236ZM57 235H58V237H57ZM102 235V236H103ZM124 235V234H123ZM141 235H142V237H141ZM171 235V236H170ZM189 235V236H188ZM191 235H193L192 237H191ZM200 235V234H199ZM263 235V236H262ZM2 236L4 237V238H2ZM11 237L12 236V238H9V237ZM18 237V238H15V237ZM42 236V237H41ZM48 236V237H47ZM61 236H63V237H61ZM75 236V237H74ZM155 236H157V235H155ZM185 236H188V237H185ZM215 237V238H217V239H215V238H212V237ZM233 236V237H232ZM242 236H245V237H242ZM51 239H50V238ZM141 239H140V238ZM169 237H170V239L173 241V242H175V243H169ZM172 237V238H171ZM206 237V239L204 240V238ZM208 237V238H207ZM228 237V238H227ZM250 237H252V238H250ZM6 238V239H5ZM15 238V239H14ZM19 238H21V240L19 241L20 243H17L18 241H15L16 239H19ZM24 238H26V239H24ZM57 238V239H56ZM62 238L63 239H67L68 240V242H66V241H64V240H62ZM139 238V239H138ZM176 240H175V239ZM178 238V239H177ZM232 238V240H230ZM234 238V239H233ZM258 238H262L261 239V242H259L260 241V239H258ZM46 239V240H45ZM62 240V242L64 241L66 244L68 243V245H66L64 242L63 243H61V244H59L60 243V241ZM77 239V240H76ZM119 239V240H120ZM135 239V240H134ZM152 239H155V241L153 240V242L151 241ZM174 239V240H173ZM187 239H188V242H187ZM192 239V240H191ZM208 239H210L209 240V242L207 241ZM213 239V240H212ZM228 239H229V241H228ZM238 241V242H240V243H238L236 240ZM23 240V241H22ZM25 240V241H24ZM42 240H44V241H42ZM181 240H184V241H181ZM201 240V241H200ZM251 240V241H250ZM259 240V241H258ZM40 241V242H39ZM57 241H58V243H57ZM71 241V242H70ZM73 241H74V243H77L76 245L73 243ZM78 241V242H77ZM115 241H118L119 242V244L117 243V245H116V243H114ZM135 241V242H134ZM158 241V242H157ZM178 241H180V242H178ZM191 243H190V242ZM211 241V242H210ZM228 241V242H227ZM230 241H233V242H236L235 244H233V242H231V245H230ZM244 241H246V242H244ZM8 243V244H6V243ZM9 242H11V243H9ZM46 242V243H45ZM121 242H123V243H121ZM143 242V243H142ZM155 242H157V243H155ZM181 242H183V243H181ZM215 242V243H214ZM217 242V243H216ZM223 242H227V245L230 247V248H228V246L226 245V243L224 244ZM249 244H248V243ZM253 242V243H252ZM260 244H259V243ZM17 243V244H16ZM72 243H73V245L74 246H76V247H74V246H72ZM81 243V244H80ZM82 243L84 244V246L85 247H87L86 249H83L84 247H82L83 245H82ZM105 243H107V242H105ZM121 243V244H120ZM142 243V245L140 246V244ZM144 243V244H145ZM179 243H181V244H179ZM187 243L189 244L190 243V245H192V246H190V245H187ZM220 243H222V244H224L223 245V247H222V244H220ZM253 244V246L251 245V244ZM2 244V245H1ZM6 244V245H5ZM14 244H16V247H13V245ZM21 244H23V245H21ZM38 244V245H37ZM39 244L41 245V246H39ZM71 244V245H70ZM82 245V246H80V245ZM135 244V245H136ZM165 244H166V246L167 247H169V249L167 248V247H165ZM172 244H173V246H172ZM178 246H177V245ZM203 244V245H202ZM237 244H241L240 246H243V247H240L239 245L237 246ZM10 245V246H9ZM11 245H12V249H10L11 248ZM37 245V246H36ZM71 247H70V246ZM79 245V248L77 247ZM116 245V246H115ZM181 245V246H180ZM185 245L186 246H190L191 248H193L194 250H196V252L197 253H193V249H191L190 248V252L192 251V253H189L188 251H186V250H189L188 249V247H185ZM216 246V249H215V246ZM235 245V246H234ZM259 245V246H258ZM3 246V247H2ZM15 246V245H14ZM28 246V247H27ZM32 246V247H31ZM36 247V249H35V247ZM65 246H66V248H65ZM68 246V247H67ZM89 246L91 247V248H89ZM103 246H104V243H103ZM127 246V245H126ZM149 246V245H148ZM180 246V247H179ZM219 246V247H218ZM232 246H234V247H237L238 249H240L241 251H243V252H245V251H249L248 253H247V258L246 257H244L245 255H246V253H245V255H243L242 254V252L239 250V254H242V255H239L238 253V255L236 254V250L235 251H232L233 249H231V247ZM245 246V247H244ZM10 247V248H9ZM19 247V248H18ZM32 248V249H29V248ZM34 247V248H33ZM39 247V248H38ZM47 247V248H46ZM61 247V248H60ZM82 247V248H81ZM113 247H115V249H113ZM139 247H143L144 248V250L146 251V252H138L139 250L140 251H144L143 249H141V248H139ZM158 247V249H156V248ZM171 247V248H170ZM218 247V248H217ZM222 249H221V248ZM16 248L18 249L17 251H15L16 250ZM89 248V249H88ZM96 248V250H93V249H95ZM105 248H109L108 250H109V252H108V254H107V252H106V250H105ZM137 248V249H136ZM164 248H166V249H164ZM173 248H176V250L174 249V251H173ZM177 248L179 249V250H177ZM225 248H226V250H225ZM237 248H235V249H237ZM244 248H245V250H244ZM254 248V249H253ZM263 248H264V246H263ZM7 249V251H5ZM40 249V250H39ZM114 251H113V250ZM121 249V248H120ZM119 249V250H120ZM204 249V250H203ZM220 249V250H219ZM224 249V250H223ZM228 249V250H227ZM25 250V251H24ZM33 252H32V251ZM36 250V251H35ZM46 250V251H45ZM56 250V251H55ZM89 250V251H88ZM93 250V251H92ZM104 250V251H103ZM107 250V251H108ZM110 250H112V251H110ZM135 250H138V251H135ZM159 250V251H158ZM171 250V251H170ZM206 250V251H205ZM218 252H217V251ZM254 250V251H253ZM10 251V252H9ZM26 251H29V252H26ZM40 251V252H39ZM54 251V252H53ZM91 251V252H90ZM102 251V252H101ZM133 251V250H132ZM147 251H149V253L147 252ZM155 251V252H154ZM158 251V252H157ZM164 251H167V252H164ZM173 251V252H172ZM175 251H177V252H175ZM214 252V253H211V252ZM222 251H223V253H222ZM232 251V252H231ZM256 251V252H255ZM14 254H13V253ZM31 252V253H30ZM44 252H46V253H44ZM48 252V253H47ZM53 252V253H52ZM85 252H88L87 254L85 253ZM91 254H90V253ZM104 252V253H103ZM125 253V255H124V253ZM150 252H152V255L150 254ZM169 252H171V253H169ZM180 252H182V254H180ZM184 252V253H183ZM187 252V253H186ZM205 252V253H204ZM227 252V253H226ZM233 252H235V253H233ZM255 252V253H254ZM262 252V253H261ZM26 253V254H25ZM29 253V254H28ZM44 253V254H43ZM50 253V254H49ZM72 253V254H71ZM110 253V254H109ZM137 253V254H136ZM154 253H155V255H154ZM157 253V254H156ZM166 253V254H165ZM207 253V254H206ZM218 253V254H217ZM221 253V254H220ZM254 253V255H252ZM257 253V254H256ZM24 254H25V256H24ZM31 254V256L32 255H34L33 256V258L31 257V256H29ZM77 254H79V255H77ZM121 254H123V255H121ZM142 254H143V257H142ZM150 254V255H149ZM158 254L160 255V256H158ZM173 254V255H172ZM178 254V255H177ZM198 254V255H197ZM202 256H201V255ZM203 254L205 255V257L203 256ZM216 256H215V255ZM225 255V257H223L222 258V256L223 255ZM236 254V255H235ZM248 254H250V255H248ZM37 255V256H36ZM38 255H41V256H38ZM59 255V256H58ZM63 257H62V256ZM91 255V256H90ZM119 255V256H118ZM145 255V256H144ZM162 255H164L163 256V258L165 259H162ZM221 255V256H220ZM226 255H227V257H226ZM229 255V256H228ZM1 256H0V259H1V261H0V264H2L1 262H3V260H7L6 259V257H5V259H4V257H3V259L1 258ZM27 256V257H26ZM36 256V257H35ZM96 257V258H94V257ZM107 256V257H106ZM116 256H118V257H115ZM124 256H125V258H124ZM127 256V257H126ZM175 256V257H174ZM181 256V257H180ZM198 256V257H197ZM209 257V259H207L208 257ZM236 256V257H235ZM242 256H243V258H242ZM248 256H250V258L248 257ZM258 256V257H257ZM261 256V257H260ZM17 257V258H16ZM20 257V258H19ZM42 257H43V261H42ZM44 257H46V258H44ZM48 257V258H47ZM50 257V258H49ZM53 257H55V258H53ZM98 257V258H97ZM146 257V259H147V261H144V258ZM150 257V258H149ZM152 257V258H151ZM155 257V258H154ZM180 257V258H179ZM238 257V258H237ZM241 257V258H240ZM254 257H256V258H254ZM11 258V257H10ZM15 258H16V260H15ZM26 258V259H25ZM29 258V259H28ZM30 258H32V259H30ZM41 258V259H40ZM57 258V259H56ZM64 258V259H63ZM65 258H67V259H65ZM118 258V259H117ZM157 258H158V260H157ZM180 260H179V259ZM183 258V259H182ZM199 258V260H197ZM202 258H204V259H202ZM213 258V259H212ZM219 258V259H218ZM224 258H227V259H224ZM232 258H236V259H238V260H234V259H232ZM258 258V259H257ZM262 258V259H261ZM18 259V260H17ZM24 259V260H23ZM29 261H28V260ZM54 259V260H53ZM56 259V260H55ZM60 261H59V260ZM62 259V260H61ZM91 259V260H90ZM97 259V260H96ZM99 259V260H98ZM139 260V261H136L135 262V260ZM143 259V260H142ZM174 260V261H172V260ZM187 260V262H186V260ZM255 259H257V260H255ZM31 260H36V261H33V262H31ZM39 260H40V262H39ZM45 260V261H44ZM101 260V261H100ZM142 260V261H141ZM155 260V261H154ZM212 260H213V262H212ZM252 260V261H251ZM254 260H255V263H253L254 262ZM8 261H10L9 259H8ZM13 261H15V262H13ZM97 263H96V262ZM102 261H104V262H102ZM171 261V262H170ZM179 261V262H178ZM204 261V262H203ZM227 261H224L225 263L227 262ZM258 261V262H257ZM259 261H263L262 263H259ZM5 262V263H4ZM3 263L4 264H7V262L6 261H4ZM22 262V263H23ZM27 262H29V263H27ZM37 262H39V263H37ZM69 262V263H68ZM83 262V263H82ZM93 262H95V263H93ZM125 262V263H124ZM156 262V263H155ZM168 262V263H167ZM181 262H180V264H181ZM217 262V263H216ZM228 262V263H229ZM21 262H20V264H22ZM209 263V264H210ZM220 263V264H221ZM225 263H223V264H225ZM227 263V264H228ZM234 263H232V264H234ZM247 263V264H248ZM49 264H53V263H49ZM231 264V263H230ZM241 264V263H240Z\"/></svg>",
	"mask_w": 264,
	"mask_h": 264
}]
</instances>
